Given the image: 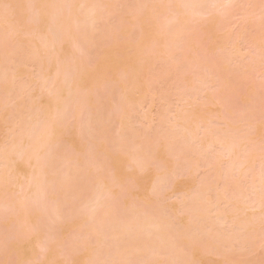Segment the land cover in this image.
Instances as JSON below:
<instances>
[{
  "label": "rangeland",
  "instance_id": "1",
  "mask_svg": "<svg viewBox=\"0 0 264 264\" xmlns=\"http://www.w3.org/2000/svg\"><path fill=\"white\" fill-rule=\"evenodd\" d=\"M3 1H5V5L7 6V7H5V9H4V7H0L1 9H4V11L6 12V8H8L9 9V11L11 10V8H12V13L11 12H9L8 10V12H9V14H8V16H7V18L5 19H3V15H4V13H2V12H0V16H1V14H3L0 18L2 19H0V24L2 25V27H0V35H1V38L2 39H0V41L2 40V41H4V42H2L1 41V44L3 45V44H5V46L7 47H5V46H3V49H5L4 51H3V49L0 51V53H2L3 54V56L2 55H0V63H2V64H0V86H1V84H2V82H3V86H5L6 88L5 89H2L1 87H3V86H1L0 87V95L4 98L5 96H7L6 98H5V100L4 99H0L1 101H3V105L2 104H0V106L1 107H4V108H1L2 109V111L4 110V112H5V114H6V124H5V122L3 123V125H1V123H0V128H1V132H0V141H2V142H0V146H2V148L0 149V151L2 150V153L1 154H3V156L1 157L0 156V158H1V161H2V158L3 159H8V158H12V159H8L9 160V162H7V160H6V162L9 164V163H11L10 161H12L14 158H17L18 157V155L17 154H13L12 153V155L11 154H7V151H9L10 149H12L11 147H13V146H15V145H13V143L15 144H20V141H21V144H23L24 143V145H25V143H26V140L24 139V138H22L21 140H19V138H21L22 137V135H24L25 133H28V132H32L33 133V131H34V135H35V130L34 129H36V127L38 128V129H40V128H42L41 127V125L43 126V123L42 122H45L47 125L50 123L49 122V120H50V118H49V116L51 115L50 113L48 114V115H46L47 114V112H48V110L46 109V106H45V104H46V102L48 101V100H50L51 99V101H52V105H51V107L53 106V104H54V102H56V100H59L60 99V101L61 100H63V99H61V97L60 98H56L53 94H54V92H52V91H56L57 89H55V87H61L62 86V84L64 83V82H61V80H62V78L64 79V77H65V79H66V77H67V79L69 78V77H73L72 75L73 74H75L76 73V68L80 65L79 63H77V62H75L73 65L74 66H76V67H74L73 65H71L72 63L70 62L71 60H73L72 59V56H73V54L75 55L76 54V52H75V50L73 49V48H66V49H64L62 52H61V54H60V56L61 57H59V58H56L55 56H53L54 54H52V55H50L49 56V54H51L52 52H49V49H48V47L45 49L46 50V52H49V54L46 56V54L47 53H45V50H44V48L45 47H43L42 46V43H40V42H42L43 41V39H41L42 41H39V42H37L38 41V39L36 38L35 39V37H37L36 36V33H39V32H37L36 31V29L32 32L33 33V35H35V37H33V35H29V33H27L28 31H27V28H26V30L24 29L25 28V26L26 27H32V28H37L36 26H38L39 24L38 23H34V24H27V25H25V24H23V23H25V21L24 20H26L25 18H26V16H25V11L28 9V7H26V5H28L27 4V2H26V4H24L25 3V1H23V0H13V1H10V0H2V2ZM22 1V3L24 4L23 6L21 5L22 3H20V2ZM112 1H114V2H112ZM117 0H110V2H108L107 3V8H108V10L111 8V12H110V14H112V15H110L109 17H112V18H108V21H106L105 22V20H101L99 23L101 24V31L103 32L104 31V33H106L107 31H109V26H110V28L112 29L113 28V26L115 27V28H117L116 26L118 25V23H114V22H118L119 21V19L120 18H122L123 20L125 19V20H128L129 22H130V19L131 18H133L135 15H134V11H136L137 12V9L138 8H135L136 6H135V4L136 5H138V4H140V5H143L144 3H146L147 2V5L148 4H151V3H159V5L160 4H164L166 1H161V0H157V1H155V0H148V1H145V0H134V2H133V0L131 1V0H118V3L119 4H116L115 2H116ZM124 2V3H122V2ZM145 1V2H144ZM150 1V2H149ZM160 1H161V3H160ZM1 2V1H0ZM8 2V3H7ZM9 2H11V3H9ZM14 2L16 3H20V5L21 6H19L17 3L16 4H14ZM28 2H30V0L28 1ZM103 3L102 1H99V3ZM106 2H107V0H106ZM112 2V3H111ZM136 2V3H135ZM142 2V3H141ZM163 2V3H162ZM210 2V3H209ZM209 2L205 5V7L206 6H208L209 5V8L210 7H212L213 6V4L215 5V3H212L213 1L211 0H209ZM33 2H30V4H32ZM98 3V4H99ZM100 3V4H101ZM129 3V4H128ZM154 3V4H155ZM173 4H167L166 5V7H164L165 5H163V10H164V12L162 11V13L163 14H161L160 16H158V18L159 17H163V15H164V17H163V20L161 19V20H159V22L161 23H164L163 21H165V20H168L169 19V17H172V15L174 14V11L172 12L171 10L173 9L174 10V8L176 7V5L177 4H175L174 2H172ZM200 3V2H199ZM198 3V8H200V4ZM0 4H2V5H4L3 3H0ZM9 6H8V5ZM10 4H13L12 6H10ZM108 4H110V7H108ZM210 4H212V6L210 5ZM1 5V6H2ZM33 5V6H32ZM31 6H32V9H34L35 10V8L34 7H36V5H35V3H33ZM113 5V6H112ZM114 5L116 6L115 8H114ZM127 5H130V7L129 6H127ZM145 5V4H144ZM158 5V4H157ZM171 5H173V6H175L174 8H173V6H170ZM18 6V7H17ZM25 6V7H24ZM29 6V5H28ZM118 6V7H117ZM139 6V5H138ZM156 6V5H155ZM227 6V5H226ZM225 6V7H226ZM14 7H15V9H14ZM125 7V8H124ZM126 7L128 8V11L130 12L131 11V9H133V11L130 13L131 15V17H129V14L127 15L126 13H129V12H127L126 11ZM202 7V6H201ZM215 7V8H214ZM113 8V9H112ZM117 8H120V9H117ZM129 8H131L130 10H129ZM165 8H167V9H165ZM168 8H170V9H168ZM208 8V9H209ZM215 9V10H212V9ZM0 9V10H1ZM18 9H21V10H19L20 11V13H18L17 11H18ZM24 9V10H23ZM36 9H37V7H36ZM115 9H117V11L115 10ZM135 9V10H134ZM147 8H144V10H146ZM216 9H217V11L219 12H217L216 11ZM229 9H232V10H230V13L228 12L229 11ZM22 10H23V12H22ZM34 10H32V15H36V13H37V11L35 10V12L36 13H33L34 12ZM120 10H122V11H125V12H122V11H120ZM167 10V11H166ZM170 10V12H168ZM222 10V11H221ZM225 10V11H224ZM228 10V11H227ZM227 10L226 9H224V7H220L219 9L216 7V6H213L212 8H211V12H210V14H208V15H205L206 16V18H205V16H201L198 20H204V22H196L195 23V18H194V22L192 21L191 23H189V21H191V20H189L188 21V23L189 24H192V25H189V24H187V25H185V26H180L178 23V26H177V24L175 23V25H173V28H174V26L176 27L177 26V28H179V29H176V30H179L178 32H176L177 34H179V32L180 31H182L183 29L182 28H185L186 26L189 28H185L184 29V32L185 33H183V31H182V33L178 36L176 33H175V31L176 30H174L173 31V34L175 33V35H176V37H178L177 39H175L173 36H175V35H173L172 37H173V39H172V37H171V42L172 43H170V41L168 42V48H170L171 50V53L170 54H172L171 56H169V55H167L166 53L165 54H163L164 53V50H163V48L161 49V48H159L156 44H157V42H155L156 41V39H155V37H151V38H148L147 36H146V32L145 31H141V32H137V27L138 26H129V22L128 21H125L126 23V27H128L129 29V31H126V33L128 34H131V35H129V36H131L130 38H131V41H133V43H138L140 40V43L142 44L143 42V44L141 45H139V47H141V48H139L138 49V51L141 53V55L143 54H145L144 56H146V62L145 63H147V64H144V65H140L139 67H138V65H135L136 63V61H137V59H138V57H140L141 55L139 54L138 55V53H136L135 52V54L133 53V52H130V53H127V52H129L130 51V49L128 48V50H127V47L125 48V46H123L124 44H122V43H124L125 41H127V40H130V38H128L127 40L125 39V38H123L122 40H124V41H122V42H119V41H117V40H120L121 38H122V36H119L118 38L116 37V43H114V44H118V45H114L115 47H111V45H113L112 43H111V45L109 46V47H111L110 49H111V53H110V55H109V51H110V49H109V51L108 52H106L107 53V55L108 56H106V58L107 57H109L110 56V58H108V61H105V62H103L102 63V60H105V59H102V60H98L99 58H97V56L99 55V53H102L101 52V49H100V46H99V51L97 50V53H96V51H94V50H96L94 47L95 46H92V47H84V57H85V59L86 58H88L87 59V63H89V62H91L92 60H91V58L93 59V61L91 62V63H96L97 65H93V64H91V63H89L88 65L86 64V65H84V67H86V69H88L89 70V68L90 69H93V70H89L90 71V79H89V85H86L85 87H82L81 85V88H80V90H79V93H81V92H83V91H85V89L83 90V88H86V91L85 92H83V94L82 95H80V96H83L82 98H85L86 96V99H84V100H86V101H84V100H82V102H83V104L82 105H84V107L85 108H81V103H80V106H78L79 105V103L78 104H76L75 105V107L77 108V110L78 111H76L75 110V108H74V106H72L74 109L72 110L71 109V107L68 109V108H66V110H65V112H67L66 114H69L68 116H67V123H64L65 124V128H66V130H64V134H66V135H63L62 136V138H60V139H65V140H67V141H64V142H62V141H60V139L58 140V142L60 141V142H62V143H60L59 142V144H58V142L56 143V144H53V147H52V149H64V155H66L67 156V158L66 159H72V157L74 156V155H76L77 156V154L75 153V150H74V148H72V146H74L73 144H71L70 145V141L71 140H69V139H72L70 136V133L72 132V134L74 133L73 131L75 130H80V129H84V127H82V128H79L78 129V125H79V123H81L82 121L83 122H86V120L89 118L90 120H91V118L92 119H94L95 118V115H98L96 112H95V109H96V107H97V103H98V101L96 102L94 99H97L98 97H100L101 99H102V97H103V99L104 100H102V101H104V102H106L105 103V105H104V108H105V106H106V108L109 110L108 112L109 113H111V115H113V118H115V119H112V118H109V117H107L108 118V120L105 122V123H107V125H108V122H109V120H110V122H109V125L107 126V128H106V126H104L105 128H106V130H108V129H111L110 131H107V132H110V134H111V137H116V138H118L119 137V135L120 134H124V135H126L127 136V138H131L132 140H130V138L128 139L130 142H132V144H134L136 141L138 142L139 141V138L140 137H142V139H140V142L141 141H145V144L147 145L148 143H147V141L148 140H151V141H157L158 140V138H159V140L157 141V143H155V142H152V143H150V141H149V144L150 145H154V143L155 144H158V142H162V138H163V140L166 138V139H170L169 141H171V140H175V138L176 139H179V140H177V143H175L173 146L175 147V148H178V153H181L183 150H184V152H188L189 154H191L190 152L191 151H193V155L191 154L190 156H192V157H190L189 158V154H187V153H182V154H184V157H183V155H181V157H183V160L180 158L179 160H181V161H179V164L178 165H183L184 166V168H182L181 166L179 167H176L175 169H174V171H175V174L172 172V167L170 166L171 164L169 163V161H160L159 160V162H158V160H157V164L155 165V169H152L153 171L154 170H156V167H157V173L159 174L158 175V177L159 176H162V178L161 179H165V180H163V181H168V183L166 184V182L165 183H163V181L161 182V183H163L162 185H169V186H167V188H163V186L162 187H160L161 186V184L159 185V187H158V191H157V193H155L153 196L151 195H149V191L151 190H148L152 185V183L153 182H155V180L153 181V179L152 178H146V179H148V180H146L145 179V182L143 181L142 182V184L139 186V184H138V181H139V179L137 180L136 178H134L133 176H130V172H132V170L131 171H129V170H127V168H126V170H125V167H124V169L123 170H125V171H123V173H119V171L117 172L116 170H114L113 168H111L112 167V165H111V163L112 162H110L109 163V161H111L110 160V158L108 159L109 161H107L108 163L107 164H103V165H105L106 166V169H104L103 168V166L102 165H98L97 163L96 164H93V165H95L94 167L95 168H91V167H93V166H89V169L87 170L88 171V174H87V177H89V175L91 174L92 176H93V182L92 183H95L96 181L94 180V178L96 177L95 175H97L98 174V172H99V174L97 175V177L98 176H101L102 174H101V172H103V175H104V177L105 178H107V182L109 183V186L110 187H115V188H113V196H115V194H117L118 192H119V195L117 194L116 195V197H114V200L116 201H114V205L116 206V210H117V213H116V215L118 216V215H120V214H122V213H120V212H123L124 211V209L126 210V208H125V206H127L126 204H127V202H128V205H129V203H131V205L133 204V206H135V204L137 205H141V203H142V206H144V207H142V208H146V210H148V207H146V205H147V202H148V205H149V203H152V206H157V210L156 209H154L155 211H159V214L158 215H160L161 217H162V220H164L163 219V217L164 216H166V213H167V215H168V212H167V210L169 211V212H172L173 211V207H172V205L173 206H175L174 204H176L177 205V208L178 207H180V203H181V201H182V204H184L183 203V201H185V198H187L186 200H188V198H189V195L188 196H186L187 194H196L197 192L196 191H198L199 189H200V191H202L201 189H203L204 188V186L206 185V186H210L212 183H213V185H211V187L213 186V188L216 190V192H215V190H213V189H211L210 191H208V194L207 193H205V194H203V195H206V196H204V197H208L209 198V200L211 199L213 202H211V200H210V202H208V208H209V215H208V217H207V219L208 220H201V222L203 221H205L204 223L202 222V225L204 226V229H205V226H207L208 225V227H206V230H208V231H210L211 229L209 228V223H210V227H211V224L212 223H214V222H216L217 220H219V221H217L218 223H215V224H217L216 226H214V229H212L210 232H208L207 233V231L205 232L203 229V231L205 232V234H204V232L202 231V233L201 232H198L199 233V235H197V236H201V234H203L201 237H200V239L199 240H197V243H199L200 241L202 242L204 239V241H206V239L208 238V235L207 234H209V233H214V234H216V235H218L219 237H220V235L221 234H223V236L224 237H226V235L227 234H225V233H230V232H228V231H230V228H228L229 227V225L232 227L233 226V224L231 223H229L228 221L226 222V225L229 223V225L228 226H226V225H223V224H220V222H221V219H219V218H215V216H213V215H217V212L219 211V213L221 212V210H223V211H225V209H227L226 211H228L230 208L229 207H227V206H225V205H223L224 203H218V199H213V198H218V196H219V194L218 193H220V192H218V190H220L221 191V189L223 188V186L222 187H220L221 186V184H224L225 182H230L231 181V183H229L230 185L231 184H233V186H231L232 188H231V192H233L232 194L234 195V196H243L242 198H244V201L247 199L246 197L248 196V200H246V202L247 201H251V202H253V203H255L254 201L255 200H253V199H256L257 198V195L259 196V194H257L258 192H256V193H254V196L252 195L253 194V192H255L253 189L251 190V191H253V192H251V191H249L251 188V186H253L254 184V182H255V184H256V182H260V183H263L264 182V174H263V172L264 171H262L264 168V166H263V164H264V160H263V163H260L259 161H261L262 162V159H264L263 158V156H264V101H261V100H264V93L262 92V91H264V84H263V86H262V84L261 83H264V0H236V3L235 2H233L232 4H229V7L227 6ZM110 11V10H109ZM221 11V12H220ZM30 12H31V10H30ZM106 12V11H105ZM113 12H114V14H113ZM117 12L119 13V14H121V15H118V18L117 17H115V16H113V15H116L117 16ZM122 12V13H121ZM134 12V13H133ZM144 12V11H143ZM142 12V13H143ZM146 12H148L147 10H146ZM146 12H144L143 13V15L142 14H138L141 18H142V16H144L145 14H147ZM172 12V13H171ZM212 12H214V13H212ZM14 13H16V14H18V16H19V19H17L16 17H18V16H15V14ZM107 13V12H106ZM125 15H124V14ZM167 14V16H169L170 14H172L171 16H169L168 17V19H167V16H165V14ZM216 13V14H215ZM221 13V14H220ZM225 13V14H224ZM27 14V13H26ZM38 14V13H37ZM108 14V13H107ZM226 14H228L227 16H226V18H223V17H225V15ZM6 15L7 14H5L4 16L6 17ZM12 15V16H11ZM34 15V16H35ZM123 15V16H122ZM134 15V16H133ZM213 15V17H211ZM221 15H223V17H220ZM36 17V16H35ZM103 17H105L106 18V16H105V13H104V16ZM128 17V19H126ZM202 17H204L203 19H202ZM209 17V18H208ZM211 17V18H210ZM218 17V18H217ZM10 18H11V20H15L16 19V21L14 22H10ZM14 18V19H13ZM21 18V19H20ZM140 18V19H141ZM196 18H198V17H196ZM223 19L222 21L223 22H221L220 21V19ZM103 19V18H102ZM107 19V18H106ZM112 19H114L113 21H112ZM115 19H117V21L115 20ZM6 20H8V23H7V21L5 22ZM17 20H18V22H17ZM22 20V22H20ZM102 21H104L107 25L109 24V26L107 27L106 26V24H103L104 22H102ZM110 21H112V22H110ZM207 21V22H206ZM220 21V22H219ZM4 22H5V24H4ZM17 22V27H16V25H15V23ZM108 22V23H107ZM128 22V23H127ZM219 22V23H218ZM110 23H112L111 25H110ZM193 23H194V26H193ZM217 23V24H216ZM4 24V25H3ZM8 24V25H7ZM21 24H22V27H21ZM103 24V25H102ZM116 26H115V25ZM201 24V26H199V25ZM14 25H15V27H14ZM29 25V26H28ZM99 25V24H98ZM212 25V26H211ZM219 25V26H218ZM263 25V26H262ZM102 26H105V28L103 27L102 28ZM259 26H262L263 28L261 29V27H259ZM6 27V28H5ZM197 27H199V31L197 32ZM17 29L20 33L18 34L16 31L14 32V30H11V29ZM22 28L24 29V30H22ZM108 28V29H107ZM115 28H113V29H115ZM136 28V29H135ZM192 28H194V30H193V32H189L188 30H191ZM196 28V29H195ZM219 30H218V29ZM4 29H5V32H8L7 34H2V31H4ZM21 29V30H20ZM30 29V28H29ZM104 29H106V30H104ZM110 29V30H111ZM188 29V30H187ZM7 30V31H6ZM135 32H134V31ZM141 30H142V28H141ZM172 30V29H171ZM170 30V31H171ZM185 30H187V31H185ZM200 30H201V34H200ZM25 32V31H27L26 33L28 34V35H26L25 37H27L26 39L24 38V35L25 34H23V33H21V32ZM133 31V32H132ZM138 31H139V27H138ZM214 31V32H213ZM260 31V32H259ZM11 32H14V34L16 35V37H17V40L20 38V37H22L21 38V40L19 39L18 41L14 38V36H12V34L13 33H11ZM131 32V33H130ZM136 32L138 33L136 36L134 35V34H136ZM172 32V31H171ZM189 32V33H188ZM217 32V33H216ZM42 33H44V32H42ZM98 33V32H97ZM97 33H95V34H93V35H91V36H94V38H96V37H98V35L96 36V34ZM144 33V34H143ZM193 33H194V35H195V33H196V35H195V37H194V35H193ZM242 33V34H241ZM101 34H103V33H101ZM139 34H141V36H142V39H139ZM187 34H190V39L188 38L189 37V35H187ZM8 35V36H7ZM21 35H23V36H21ZM193 35V36H192ZM211 35V36H210ZM213 35V36H212ZM242 35V36H241ZM8 37V38H5V37ZM32 36V37H31ZM101 37V39H102V37L104 36V34L103 35H100ZM133 36H135L136 38H138L139 40H137V42H135L136 40H135V37H133ZM146 38H145V37ZM12 38V40H11V38ZM40 37V36H39ZM180 37V38H179ZM185 37H187L186 39H185ZM196 37H197V39H196ZM202 37V38H201ZM209 37V38H208ZM241 37V38H240ZM24 38V39H23ZM30 38V39H29ZM33 38V39H32ZM40 38H42V36L40 37ZM98 39V38H97ZM183 39H185V40H183ZM209 39H211V40H209ZM6 40V41H5ZM32 40V41H31ZM36 40V41H35ZM82 40V39H81ZM174 40H178V41H174ZM179 40H180V42H179ZM203 41V42H199V41ZM241 40V41H240ZM243 40H246L245 42L243 41ZM258 40H260L259 42H258ZM20 41V43H18ZM21 41H23V42H21ZM27 41V42H26ZM28 41H29V43H30V41L32 42V43H34V46L36 45V48L34 47V46H32V45H30L29 43H28ZM113 41V40H112ZM130 41V42H131ZM190 41V42H189ZM223 41H224V43H223ZM254 41H256V42H254ZM9 44H8V43ZM11 42V43H10ZM95 42H98V41H95ZM115 42V41H114ZM177 42V43H176ZM186 42V43H185ZM196 42V43H195ZM200 44H199V43ZM220 42H222V43H220ZM21 43H23V44H25V45H23V44H21ZM27 43L30 45H27ZM126 43V42H125ZM174 43V44H173ZM194 43L195 44H197V45H194ZM18 44V45H17ZM19 44H21L20 46H19ZM40 44V45H39ZM84 44V42H82V45ZM98 44H100V43H98ZM97 43H95V45H98ZM103 44V43H102ZM105 44H106V42H105ZM126 44H128V41H127V43ZM170 44V45H169ZM189 44V45H188ZM203 44H205V46L203 45ZM219 44V45H218ZM261 44V45H260ZM2 45H1V47H2ZM85 45V44H84ZM83 45V46H84ZM134 45V44H133ZM177 45H180V46H177ZM201 45V46H200ZM255 45V46H254ZM261 46V48H260V46ZM10 46L12 47H14V48H10ZM19 46V47H18ZM26 46H27V48L29 49H24V47L26 48ZM29 46V47H28ZM32 46V47H31ZM128 46V45H127ZM142 46H143V48H145V50L147 51V52H145V50L144 49H142ZM172 46V47H171ZM175 46V47H174ZM189 46H191V47H189ZM38 47V48H37ZM42 49H41V48ZM123 47V48H122ZM133 47H136V46H133ZM207 47V48H206ZM225 47V48H224ZM20 48H21V50H20ZM50 48V47H49ZM94 48V49H93ZM258 49V52L260 51L259 50V48L260 49H262L259 53H257V49ZM23 49V50H22ZM41 49V50H40ZM89 49H91L90 51H88ZM113 49V50H112ZM142 49V50H141ZM160 49V50H159ZM176 49V50H175ZM180 49V50H179ZM182 49V50H181ZM193 49V50H192ZM201 49H203L202 51H201ZM204 49L206 50V51H204ZM220 50L219 52H218V50ZM12 50V51H11ZM14 50H16V51H14ZM26 50V51H25ZM40 50V51H39ZM44 50V51H43ZM48 50V51H47ZM53 49H52V47H51V49H50V51H52ZM67 50H68V52H67ZM106 50V49H105ZM124 50H125V53H123L124 52ZM127 50V51H126ZM144 50V51H143ZM175 50V51H174ZM199 50H200V53H199ZM24 51V52H23ZM34 51H37V52H35V54L36 53H38V54H36V55H34ZM41 51H42V53H41ZM87 51H88V53H87ZM142 51L144 52V53H142ZM160 51V52H159ZM182 51L184 52V53H182ZM194 51V52H193ZM198 51V52H197ZM4 52V53H3ZM6 52V53H5ZM8 52H9V54L11 55H9L8 54ZM13 52V53H12ZM45 54H44V53ZM93 52H94V55L96 56V58H97V60L98 61H101V62H95V61H97V60H94L95 58H94V55H93ZM193 53V55H192V53ZM195 52H197V53H195ZM204 52V53H203ZM210 54H209V53ZM18 53V54H17ZM86 53L90 56V57H88V55H86ZM128 55H127V54ZM182 53V54H181ZM186 53V54H185ZM199 53V54H198ZM212 53V54H211ZM216 53V54H215ZM262 53V54H261ZM6 54H8L9 56H7ZM15 55V57H14V55ZM69 54H71V56H69ZM91 54V55H90ZM125 54V55H124ZM184 54H185V57H183L184 56ZM196 54V55H195ZM260 54V55H259ZM6 55V56H5ZM32 55H34V56H32ZM41 56V58H40V56ZM64 55V56H63ZM66 55H68V56H66ZM101 55V54H100ZM103 55V54H102ZM105 55V54H104ZM126 55L128 56V57H130V59H131V61H129L130 62V65H128L129 63H128V60H127V63L126 62H124V60H125V58H126ZM132 55H134V56H132ZM165 55V56H164ZM195 55V56H194ZM199 55V56H198ZM214 55V56H213ZM258 55V56H257ZM38 57V62H42L41 64H43L41 67H40V69L38 70V68L37 67H39V66H36L35 65V62L37 63V65H38V62H37V58L36 57ZM51 56H53L52 57V61L50 60V58H51ZM167 56V57H166ZM168 56L169 57H171L170 59L168 58ZM174 56V57H173ZM178 56V58H176ZM191 56H193L192 58H191ZM196 56H198V58L196 59ZM212 56V57H211ZM260 56V57H259ZM2 57H4V59L2 58ZM11 57H12V59H11ZM31 58V59H29V58ZM32 57H34V58H32ZM43 57H46V58H43ZM47 57H48V59H47ZM68 57H70L71 58V60H70V58H68ZM99 57V56H98ZM148 57V58H147ZM179 57H180V59H179ZM213 57H214V59H213ZM216 57H219V58H217L216 59ZM224 57V58H223ZM262 57V58H261ZM63 58H65V60L63 59ZM100 58H104V57H100ZM163 58V59H162ZM168 59V61L169 62H167L166 60ZM8 59H9V61H11V62H9L8 61ZM33 59H35V62H34V60ZM41 59V60H40ZM55 59L57 60V61H55ZM63 59V60H62ZM68 59V60H67ZM192 59H193V61H192ZM219 59H220V61H219ZM260 59V60H259ZM4 60V61H3ZM29 60V61H28ZM34 63H32L31 61ZM44 60H49V62H46V61H44ZM62 60V62L64 63L65 61V64H67V65H65L64 64V66H63V64H62V62H58V61H61ZM88 60H89V62H88ZM148 60V61H147ZM204 61V60H206L207 61V63H206V61H205V64H204V62L202 63V62H200V61ZM223 60V61H222ZM44 61V62H43ZM68 61H69V63H68ZM178 61H180L181 62V64H180V62H178ZM222 61V62H221ZM5 62V63H4ZM72 62H74V61H72ZM108 62V63H107ZM164 62H166L165 64L166 65H168L167 66V68L169 67V68H171L172 70H170L169 68L166 70L165 68H166V65H165V68L163 67L164 66ZM171 62H172V64H171ZM191 62H193V63H191ZM211 62H212V65H211ZM216 62H218V63H216ZM225 62V63H224ZM263 62V63H262ZM45 63V64H44ZM49 63H51V64H49ZM60 63V64H59ZM99 63H102L101 65L102 66H100L101 68H103V69H101V68H99ZM126 63V68L125 69H121L122 70V72H123V74L122 73H116L115 72V68H112L111 66H112V64H115V65H118V67L122 64V65H124ZM178 63V65H176V64ZM183 63V64H182ZM194 63H196L197 65H198V67L199 68H201L202 67V64H203V68L200 70L199 68H197V65L196 64H194ZM222 63V64H221ZM40 64V63H39ZM57 64H59V65H57ZM76 64V65H75ZM104 64V65H103ZM110 64H111V66H110ZM180 64V65H179ZM188 64L190 65V68L193 66L194 68H189L188 67ZM193 64V65H192ZM218 64V65H217ZM2 65V66H1ZM48 67H47V66ZM57 66V68H56V66ZM70 65H71V67H70ZM94 67H93V66ZM108 65V66H107ZM170 65L174 68V70H173V68L172 67H170ZM192 65V66H191ZM216 65V66H215ZM230 67H229V66ZM43 66H46L45 68H43ZM51 66V67H50ZM55 66V67H54ZM58 66H59V68H60V70H64V72H63V75L62 74H56V75H54L55 73H56V71H58L59 72V69H58ZM91 66V67H90ZM107 66V67H106ZM176 66V67H175ZM196 66V67H195ZM201 66V67H200ZM209 66H210V68L212 69V70H210V68H209ZM214 66V67H213ZM217 66H219L220 67V69H219V67H217ZM3 67V68H2ZM70 67V68H69ZM89 67V68H88ZM129 67V68H128ZM205 67V68H204ZM206 67H207V69H206ZM215 67H217V68H215ZM229 67V68H228ZM37 68V69H36ZM62 68V69H61ZM97 69V70H94V69ZM106 68V69H105ZM127 68L130 70V71H128L127 70ZM176 68V69H175ZM227 68V69H226ZM2 69H4L5 70V72L2 70ZM35 69V70H34ZM47 69H48V71H47ZM58 69V70H57ZM72 69H75V71H71ZM193 69V70H192ZM204 69H206V71L204 72ZM215 69H217L216 71H214ZM229 69V70H228ZM40 70H42V72H40ZM45 72H44V71ZM50 70V71H49ZM53 70V71H52ZM101 70V71H100ZM121 70H120V72H121ZM165 70V71H164ZM169 70H170V72L172 71V73H170L169 72ZM194 70H196V71H194ZM200 70V71H199ZM209 72H208V71ZM2 71H3V73H2ZM35 71H36V73H35ZM100 71V72H99ZM132 71V72H131ZM165 73H164V72ZM210 71H212V72H210ZM225 71V72H224ZM227 71L228 72H230V75H231V73L233 74L234 73V77L235 78H233V76L231 75V77H229V81L231 80V82H229V84L228 83H224L223 82V80L224 81H227L226 80V78H227ZM51 72L53 73V74H51ZM72 72V73H71ZM73 72H75V73H73ZM92 72V73H91ZM104 72V73H103ZM124 72H126V73H124ZM129 72V74H127ZM130 72H131V74H130ZM160 72H162V73H160ZM173 72H174V74H173ZM178 73V75H177V73ZM193 72H194V74H193ZM195 72H197V74L195 73ZM202 72V73H201ZM208 72V73H207ZM217 72V73H216ZM238 72V73H237ZM5 73V74H4ZM7 73V74H6ZM16 73V74H15ZM26 73V74H25ZM68 73V74H67ZM133 73H135V75H138V79H136V81H134V85L132 84V87H131V82H129L130 80L133 82V80L132 79H128L127 77H129L130 75H133ZM137 73V74H136ZM213 73H214V75H213ZM27 74H29V75H27ZM39 74H43V75H40L39 76ZM70 74V75H69ZM93 74V75H92ZM203 74L205 75V76H203ZM219 74H220V76H219ZM235 74H237L236 76H235ZM240 74V75H239ZM20 75V76H19ZM27 75V76H26ZM34 76V77H32V76ZM48 76L49 75V79H47L48 77H46V76ZM52 77H51V76ZM54 75V76H53ZM59 75H61V77L57 80L56 79V81L54 80L53 81V79H55V78H58L59 77ZM65 75H69V76H65ZM95 75V76H94ZM122 77H121V76ZM174 75V76H173ZM180 75V76H179ZM202 75V76H201ZM211 75H212V77H211ZM218 75V76H217ZM224 75V76H223ZM226 75V76H225ZM243 75V76H242ZM3 76H5V77H8V78H6V80H4V78H3ZM16 76V77H15ZM38 76V77H37ZM41 76H43V77H41ZM57 76V77H56ZM105 76V77H104ZM179 78V80L177 81V77ZM186 76V77H185ZM197 76H201V77H197ZM214 76H216L217 77V80H216V78L214 77ZM224 78H223V77ZM239 76H241L243 79H241V77H239ZM9 77L11 78V79H9ZM19 77V78H18ZM37 77V78H36ZM40 77H41V79H40ZM45 77V78H44ZM108 77H109V79H108ZM126 77V78H125ZM131 77V76H130ZM156 77V78H155ZM176 77V78H175ZM219 77V78H218ZM3 78V79H2ZM17 78V79H16ZM30 78L31 79H33V80H30ZM35 78V79H34ZM94 78H95V80H94ZM172 78H174V81L172 82ZM185 80H184V79ZM189 78V79H188ZM194 78V79H193ZM202 78V79H201ZM211 78V79H210ZM234 80V82H233V80ZM250 78V79H249ZM9 79V80H8ZM13 79V80H12ZM15 79V80H14ZM66 79V80H67ZM98 81H97V80ZM129 80L128 81V83H129V85L126 87V85L128 84L126 81L127 80ZM154 79H155V82H154ZM188 79V80H187ZM212 79H213V81H212ZM222 79V80H221ZM237 79H239V80H242V81H239V80H237ZM252 79V80H251ZM8 80V81H7ZM36 80H37V82H36ZM39 80H41V81H43V82H45V83H43V82H41V81H39ZM45 80V81H44ZM47 80V81H46ZM106 80H107V82H106ZM108 80L110 81L109 83H108ZM111 80H112V82H111ZM122 80H125V82H123L122 83ZM184 80V81H183ZM195 82H194V81ZM200 82H199V81ZM208 80H210V81H208ZM237 80V81H236ZM246 80H247V82L248 83H246ZM10 81V82H9ZM33 81H35L36 82V84H35V82H33ZM53 81V82H52ZM116 81V82H115ZM151 81H152V83H151ZM205 81H206V83H207V85H204L205 84ZM209 83H208V82ZM212 81V82H211ZM216 81H218V82H216ZM222 81V82H221ZM256 81H257V83H259L260 85H256L255 83H256ZM260 81H261V83H260ZM7 84H5V83ZM11 82H13V83H11ZM31 82H32V84H31ZM38 82H39V85L40 86H38ZM48 84H47V83ZM56 82V83H55ZM105 82H106V84H111L110 86L109 85H106L105 84ZM150 84H152L153 85V82H154V85L152 86V85H150ZM179 82V83H178ZM182 82V83H181ZM184 82H186V84L188 83V85L186 86V85H184L185 83ZM197 82V83H196ZM211 82V83H210ZM213 82H216V83H213ZM9 83H11V85H10V87L11 88H13V90L12 91H10L11 90V88L9 87ZM61 83V84H60ZM116 83H118L117 85H116ZM126 83V84H125ZM180 83H181V85H180ZM184 83V84H183ZM199 83V84H198ZM221 83V84H220ZM234 83V84H233ZM241 83V84H240ZM253 83V84H252ZM45 84H46V86H45ZM102 84H103V88H101L100 89V87L102 86ZM147 84H148V86H147ZM183 84V85H182ZM196 84H198V85H196ZM202 84V85H201ZM210 86H209V85ZM222 84H223V86H222ZM227 86H226V85ZM239 86H238V85ZM246 86H245V85ZM249 84V85H248ZM255 84V85H254ZM42 85H44V87H41ZM51 85V86H50ZM95 85V86H94ZM107 87H106V86ZM119 85V86H118ZM146 85V87H149V91L148 92H146V93H144L145 91V89H144V86ZM193 85V86H192ZM212 85V86H211ZM237 85V86H236ZM243 85V86H242ZM50 86V87H49ZM100 86V87H99ZM152 86V87H151ZM180 86V87H179ZM185 86V87H184ZM188 86H190L189 88H188ZM202 86V87H201ZM218 86V87H217ZM228 86H230V87H228ZM233 86V87H232ZM240 86H242V87H240ZM255 86H256V88H255ZM257 86H259L258 88H257ZM26 87H27V89H26ZM32 88V89H30V88ZM35 87V88H34ZM37 87V88H36ZM51 87H53L52 89H50ZM58 87V88H59ZM93 87V88H92ZM97 87V88H96ZM187 87V88H186ZM206 87V88H205ZM209 87V88H208ZM213 87V88H212ZM222 87V88H221ZM225 87L227 88V89H225ZM232 87V88H231ZM235 87V88H234ZM237 87H238V89H237ZM241 88V90H240V88ZM263 87V88H262ZM42 89V90H40L39 91V89ZM44 88V89H43ZM95 88V89H94ZM99 88V90H97ZM109 88V89H108ZM119 89L120 90V92H118L119 90H117V89ZM123 88V89H122ZM128 88V89H127ZM152 88V89H151ZM191 88V89H190ZM204 88V89H203ZM217 88H219V90L217 89ZM244 88H246L245 89V92H244ZM249 88H251V89H249ZM8 89H9V91L10 92H8ZM26 91H25V90ZM46 89V90H45ZM53 89H55V90H53ZM90 89V90H89ZM93 89H94V93H93ZM107 89H108V91H107ZM114 89H115V91H114ZM144 89V90H143ZM185 91H187V93H192L193 94V96L195 97V99H194V97H192V96H190L189 94V96L187 97V98H184V96H187L186 94L184 95V93H186V92H184V90ZM198 89V90H197ZM205 89H206V92H205ZM235 89L237 90V91H235ZM257 89V90H256ZM262 89V90H261ZM15 90V91H14ZM23 90H24V92H23ZM27 90H29V94L30 95H28V97H27V99L25 98L26 97V95L28 94H25L26 92H28ZM32 90V91H31ZM35 90V91H34ZM52 90V91H51ZM101 91L100 93L101 94H99V92H96V91ZM126 90H127V92L129 93H126V95H125V97H123L124 96V92L123 91H125L126 92ZM190 90H191V92H190ZM194 90H196V92H195V95H194V93L192 92V91H194ZM199 90H201L200 92H199ZM208 90V91H207ZM228 90V91H227ZM259 90V91H258ZM34 91V92H33ZM51 91V92H50ZM106 91V92H105ZM142 91H144L143 93H142ZM183 91V92H182ZM223 91V92H222ZM253 91H254V93L255 94H257V95H254L253 94ZM21 92H23L24 93V95L21 93ZM32 92V93H31ZM42 92V94L44 95V97H43V95H41V94H39L40 95V97L38 96V93H41ZM48 94V96H47V94ZM50 92V93H49ZM87 92H89V94H87ZM103 92H105V93H103ZM113 92H115L116 93V97L118 98H112L111 97V95H108V96H106L107 94H112ZM202 92H205V93H202ZM221 92V93H220ZM238 92L239 93V96H238V93L236 94V93ZM261 92V93H260ZM9 93V94H8ZM35 93H36V95H35ZM78 93V94H79ZM85 93V94H84ZM92 93H93V95H92ZM103 93V94H102ZM114 93V94H115ZM120 93V94H119ZM198 93V94H197ZM201 95H200V94ZM229 93H230V96H229ZM231 93H233V94H231ZM263 93V94H262ZM20 94H22L21 95V98H19V96H20ZM34 94V95H33ZM91 94V95H90ZM96 94V95H95ZM101 95V96H99V95ZM113 94V95H114ZM234 94L236 95L235 97H233L234 96ZM252 94H253V96L257 99V101L260 103H256L257 104V107H258V109L256 108V106H255V109L253 110V109H251V108H249L248 106H247V103H248V101L249 100H252V99H255V98H252L253 96H252ZM8 95H10L11 96V101H12V104L14 105V107L12 106V104H10L9 103V101H10V97H8ZM46 95V96H45ZM84 95H86V96H84ZM119 95H121V97L119 96ZM197 95V96H196ZM224 95H226V96H224ZM261 97H260V96ZM0 96V98H2ZM25 96V97H24ZM29 96L32 98L31 99V102H32V104H31V102L30 103H28L30 100H28V99H30L29 98ZM33 96V97H32ZM36 96V97H35ZM37 96L39 97V100L37 99ZM90 96V97H89ZM93 96V97H92ZM97 96V98H95ZM115 96V95H114ZM181 96V98H179ZM216 96V98H218L219 99V97L221 98L222 97V99L224 100V104H225V108H221V106L222 105H220V107H219V105H217V107L219 108V110H217L218 108L217 107H215L214 106V104H218V103H214L215 101H217L218 102V100H214V98L213 97H215ZM219 96V97H218ZM224 96V97H223ZM35 97V98H34ZM107 97H108V100L106 101V99H107ZM120 97V98H119ZM123 97V98H122ZM189 97H191L192 99H190ZM233 97V98H232ZM242 97V98H241ZM250 99H249V98ZM16 98H19V99H22V101L25 103V104H23V102L21 101V100H19V99H16ZM43 98V99H42ZM45 98V99H44ZM64 98V97H63ZM72 98L73 99H75V97H73L72 96ZM81 98V99H82ZM109 98H112L113 100L115 99V101L113 102L112 100V104L110 103L111 101H109ZM234 98H235V100H234ZM236 98H237V101H236ZM239 98H240V101H239ZM9 99V100H8ZM33 99H35V100H33ZM48 99V100H47ZM56 99V100H55ZM65 99V98H64ZM125 100L126 99V102L125 101H122V100ZM185 99V100H184ZM190 99V100H189ZM197 99V100H196ZM227 99V100H226ZM232 99V100H231ZM255 99V100H256ZM17 100H19V101H17ZM38 102H37V101ZM72 100V99H71ZM95 101V103H93V102H91V101ZM98 100V99H97ZM193 100V101H192ZM231 100V101H230ZM6 101H8V102H6ZM13 101H15V103L13 102ZM28 101V102H27ZM50 101V102H51ZM54 101V102H53ZM60 101H57V102H60ZM74 101V100H73ZM73 101H72V103H71V105L73 104ZM121 101V102H120ZM226 101V102H225ZM228 101H229V103H228ZM233 101V102H232ZM239 101V104L241 105V103H242V105L240 106V105H237V102ZM261 101V102H260ZM6 102V103H5ZM33 102L35 103V104H33ZM116 102H117V104H116ZM127 102H128V105H129V108L127 107ZM231 102V103H230ZM1 103V102H0ZM8 103H9V105L10 106H7L8 105ZM49 103V101L47 102V104ZM76 103V102H75ZM118 103H119V106H118ZM121 103V104H120ZM214 103V104H213ZM261 103H263V104H261ZM19 105V107L17 106V105ZM21 104H23V108L22 109H20L21 108ZM28 104H29V106H31V108L28 106ZM41 104V105H40ZM44 104V105H43ZM94 106H93V105ZM106 104H108V105H106ZM192 104V105H191ZM194 104H196V105H194ZM232 106H230V105ZM26 105V106H25ZM39 105V106H38ZM70 105V106H71ZM74 105V104H73ZM86 105L88 106V108L86 107ZM116 105V110H115V112H114V106ZM194 105V106H193ZM229 105V106H228ZM234 105H237V107H235ZM246 105V106H245ZM6 106V107H5ZM24 106H25V109H27V107H28V109H31V111L30 110H27V112L28 111H30V112H32V110L34 111V107H35V110L36 111H34L33 113H31L30 114V116L32 117L33 115H35V118H37V116L36 115H38L39 113L38 112H40V113H44V111H45V114H44V118H43V115L41 114V116H40V114L38 115V120L37 119H34L36 122L35 123H33L34 124V126H33V124H32V126H30L31 124L30 123H28L27 124V122L26 121H29L28 120V118H29V116L27 117V115H25V113H26V111H25V109H24ZM34 106V107H33ZM42 106H43V108H45V110L44 109H41L42 111H40V108H42ZM91 106V107H90ZM117 106H118V109H117ZM228 106V107H227ZM259 106H261V109L259 108ZM8 107V108H7ZM13 107V109H11V108ZM36 107H39V109L37 110L36 109ZM80 107V108H79ZM119 107H121V108H119ZM246 107V108H245ZM7 108V109H6ZM17 108V109H16ZM87 108V109H86ZM89 108H90V110H89ZM92 108V109H91ZM110 108V109H109ZM234 109L235 110V113H233L234 112V110H232V109ZM240 108H242V112L241 111H239L240 110ZM8 109H10V111H8ZM16 111H15V110ZM18 109H19V111H18ZM53 109V108H52ZM51 109V110H52ZM71 109V110H70ZM107 109L105 110V112L103 111V110H101V111H103V114L105 113L106 115H109V114H107L108 112H107ZM124 109V110H123ZM179 109V110H178ZM191 111H190V110ZM213 109H214V112H213ZM216 109V110H215ZM221 109H224L225 110V113L226 114H228V113H230V112H232V114H234V115H236V116H234L233 115V117H232V115H231V117L233 118V119H229V121H227V122H221L220 120H219V118H218V116H219V111L221 110ZM249 109V110H248ZM250 109H251V111H250ZM11 110H14V111H11ZM21 110V111H20ZM64 110V109H63ZM79 110H81V111H79ZM86 110V111H85ZM89 112H88V111ZM98 109H96V111H97ZM118 110V111H117ZM120 110H122V111H120ZM224 110H222V111H224ZM236 110H238V111H236ZM244 110V111H243ZM254 112H253V111ZM263 111V113H262V111ZM1 111V110H0ZM18 111V112H17ZM23 111H24V113H23ZM47 111V112H46ZM62 111V110H61ZM77 113H76V112ZM91 111V112H90ZM93 111V112H92ZM120 111V112H119ZM186 111V112H185ZM189 111V112H188ZM257 111V112H256ZM9 112V113H8ZM14 112V113H13ZM19 112L21 113V115L22 116H24L25 115V117H21V116H19L18 117V114H19ZM72 112H74V115H73V113ZM87 112V113H86ZM95 112V113H94ZM116 113L117 114V116H119V118L116 116V114H114V113ZM117 112H119V114L117 113ZM123 112V113H122ZM128 112V113H127ZM176 112L178 113L177 115H179L178 117H175V116H177L176 115ZM182 112V113H181ZM213 112V113H212ZM249 112V113H248ZM1 113H3V112H1ZM11 113V115L12 114H14V115H12L11 117H10V115H8V114H10ZM18 113V114H17ZM53 113V112H52ZM73 115H71V114ZM87 114V116H86V114ZM90 113V114H89ZM113 113V114H112ZM120 113H121V115H120ZM125 113V114H124ZM190 113V114H189ZM258 113V114H257ZM259 113H260V115H259ZM17 114V116H15ZM27 114V113H26ZM75 114H77V115H75ZM79 114V115H78ZM104 114V115H105ZM123 114V115H122ZM188 114V115H187ZM194 114V115H193ZM231 114V113H230ZM238 114L240 115V117L238 116ZM246 115V117H245V115ZM252 114H254V117L252 116ZM83 115H85L84 117H83ZM90 115V117H88ZM92 115H94V117L92 116ZM127 115V116H126ZM128 115H129V117H128ZM186 115V116H185ZM189 115H191V117L189 116ZM216 115V116H215ZM249 115H251V116H249ZM3 116H4V114H3ZM9 116V117H8ZM47 116H48V118H47ZM79 116V117H78ZM92 116V117H91ZM115 116V117H114ZM122 118H121V117ZM173 116L175 117V118H173ZM242 116V117H241ZM249 116V117H248ZM258 116V117H257ZM5 117H4V119H5ZM19 119H18V118ZM21 117V118H20ZM29 118V119H32V118ZM40 117V118H39ZM51 117V119L53 118V115H51L50 116ZM70 117H71V119H70ZM73 117V118H72ZM75 117V118H74ZM78 117V118H77ZM83 117V118H82ZM87 117V118H86ZM112 117V116H111ZM126 117H127V119H126ZM184 117V118H183ZM216 117V118H215ZM239 117V118H238ZM253 117V118H252ZM256 117H257V119L259 120H256L255 121V119H256ZM261 117V118H260ZM14 118H17L16 120V122H15V120H14ZM27 118V119H26ZM81 118V119H80ZM86 120H85V119ZM192 119V120H199L198 122H199V124H201V125H204V126H202L203 128L204 127H206V125H207V128L209 129L208 131H211L209 134L208 133H206L207 134V136H204L206 139H207V137H208V135H212V137H213V133L215 132V133H217V132H219L218 134H215L214 133V136H216V137H223V136H221L222 134L221 133H223V135L225 134V136H226V138L228 137V136H230V140H235V142L237 143H239V149H240V147L242 148L241 150H239L238 149V156L240 155L241 157H243L242 159H245L244 157L245 156H249L250 154H253L252 156H254L255 155V158L253 159V158H251V156L249 157L250 159H252L253 161H252V163L251 164H253V166L250 164V163H247V164H249V165H247L246 163V165H243L240 169H238V168H234L235 170H236V172H238V170H239V175H238V173L236 174V172H235V170H234V172H233V170H231V171H229V166L230 165H228L227 163H226V161H225V158H224V162L221 160V161H219L220 162V164H218L217 162H218V160L216 159L217 158V156L219 157V154L221 155V153H222V155L224 154V152L222 151V149L221 148H223V147H219V146H217V144L216 145H214L215 147H213V145H211L210 143H208V144H210V146L211 147H209V150H208V146L206 145L207 143V140L206 139H204L203 141L205 142V140H206V142H205V144H201L199 141V143H200V145H197L198 144V142H193L194 140H191L187 135H188V130L187 129H192V127H190V128H187V127H189L190 125H192L193 126V124L194 125H196L195 123H190L189 121H191L190 119ZM194 118V119H193ZM200 118H201V120H200ZM218 118V119H217ZM242 118V119H241ZM246 118H248L247 120H246ZM252 118V119H251ZM10 119V120H9ZM40 119H41V121H40ZM49 119V120H48ZM69 119V120H68ZM80 119V120H79ZM174 119H175V121H174ZM180 119V120H179ZM217 119V120H216ZM8 120H9V122H8ZM23 120H24V122H23ZM46 120V121H45ZM85 120V121H84ZM112 120H114L113 122H112ZM117 120V123L119 124H115L114 122ZM176 120H177V122H176ZM205 121L204 122V124H203V121ZM232 120V121H231ZM241 120H244V121H242L241 122ZM251 120V121H250ZM253 120V121H252ZM3 121V120H2ZM5 121V120H4ZM23 123H22V122ZM68 121H70V122H68ZM75 121V122H74ZM94 120H92V122H93ZM120 121V122H119ZM174 121V122H173ZM220 121V122H219ZM8 122V123H7ZM13 122V123H12ZM17 122H19V123H17ZM20 122H21V124H20ZM38 122H40L41 124L39 125V124H37ZM49 122V123H48ZM72 122H73V125H72ZM79 122V123H78ZM82 122V123H83ZM193 122H195V121H193ZM202 122V123H201ZM209 122V123H208ZM210 122H212V124H210ZM219 122V123H218ZM235 122V123H234ZM244 122V123H243ZM247 122V123H246ZM262 122V123H261ZM14 123H17V124H14ZM26 123V124H25ZM71 125H70V124ZM113 124V126L111 127L110 125L111 124ZM125 123V124H124ZM127 123H129V124H127ZM172 123V124H171ZM176 123V128H175V126H173L174 124ZM182 123V124H181ZM197 123V122H196ZM224 123H226L225 125H227L228 127L227 128H229V131H228V129L225 127V126H223L224 125ZM232 123H234V125L232 124ZM241 123L243 124V125H241ZM249 123V124H248ZM12 124H13V126L14 127H16V125L18 126V125H22L21 127H20V129L22 130L23 128H25V129H27L28 128V126H30L29 128H28V130H24L23 129V131L20 133L18 130H19V128H15V130H14V128H13V126H12ZM37 126H36V125ZM179 124V125H178ZM188 125V126H186V125ZM190 124V125H189ZM198 124V123H197ZM196 125V126H200V125ZM206 124V125H205ZM208 124H210V126H208ZM245 124V125H244ZM251 124V125H250ZM26 125V126H25ZM28 125V126H27ZM83 125V124H82ZM120 127V125H122V127H121V129L120 128H118L117 129V127L118 126ZM125 125V126H124ZM128 125V126H127ZM169 125L171 126V127H169ZM181 125V126H180ZM213 125V126H212ZM215 125H220V126H215ZM238 125V126H237ZM246 125H248V126H252V127H250V128H252V129H250L248 126H246ZM11 126H12V128H13V131L14 132H16L17 131V133H15V136H13L14 135V132L12 131V129H11ZM77 128H76V127ZM80 126V125H79ZM111 127V128H108V127ZM172 126H173V128H172ZM177 126H179V127H177ZM222 126V127H221ZM124 127H125V130H124ZM129 129H128V128ZM183 127H186V128H184L183 130H182V128ZM195 127V126H194ZM193 127V128H194ZM220 127H221V129H220ZM233 127V128H232ZM241 127H243L242 129H241ZM253 127H255V129L253 128ZM32 128V129H31ZM34 128V129H33ZM123 128V129H122ZM131 128V129H130ZM174 129V130H172V129ZM181 130H180V129ZM200 128V127H199ZM199 128H198V130H199ZM217 128H218V130H217ZM232 128V129H231ZM244 128H246V130L244 129ZM11 129V130H10ZM196 129L197 128H194V129H192V130H195L196 131ZM201 129V128H200ZM206 129V128H205ZM213 129V130H212ZM216 129V130H215ZM236 129H238V130H236ZM239 129H241V130H239ZM113 130V131H112ZM115 130H116V132H115ZM119 130V131H118ZM120 130H123V131H121L120 132ZM170 130V131H169ZM176 130H179L178 131V133L176 132ZM187 130V131H186ZM231 130H232V132H237V134H235V133H232L231 132ZM234 130V131H233ZM251 130V131H250ZM10 131H12L11 133H13V134H11L10 133ZM38 132H39V130H37ZM124 131H125V133H124ZM169 131V132H168ZM174 131V132H173ZM181 131H184L183 133H184V135H182V132ZM195 131H192V132H195ZM205 131V130H204ZM207 131V130H206ZM205 131V132H206ZM207 131V132H208ZM222 131V132H221ZM224 131V132H223ZM228 131V132H227ZM240 131V132H239ZM18 132H19V137H18V135L16 136V134H18ZM25 132V133H24ZM115 134H114V133ZM128 132V133H127ZM171 132V133H170ZM191 132V131H190ZM239 132V133H238ZM247 132H248V134H247ZM78 133V132H77ZM79 133H80V131H79ZM151 133V134H150ZM166 133V134H165ZM196 133H197V131H196ZM195 133V134H196ZM199 133V132H198ZM198 133H197V137H198ZM231 133V134H230ZM11 134V135H10ZM138 134V135H137ZM165 134V135H164ZM169 134V135H168ZM219 134H220V136H219ZM230 134V135H229ZM235 134V135H234ZM74 136L76 135V133L75 134H73ZM134 135H136V137L134 136ZM162 135V136H161ZM163 135H164V137H163ZM168 135V137H166ZM172 135V136H171ZM173 135H174V138H173ZM177 135H179V136H177ZM199 135H200V133H199ZM231 135H233L234 137H236V139H234V137H232ZM247 135V136H246ZM11 136H13V137H15V138H12V139H14V140H16V141H14L13 142V140L11 139L10 140V137ZM37 136V135H36ZM83 136V137H82ZM126 136H124V137H126ZM137 136H140L138 139H137ZM158 136V137H157ZM169 136H171V137H169ZM177 136V137H176ZM181 136H182V138H183V140H181L182 138H181ZM189 138L188 140H186V139H184V137L185 138H187V137ZM245 136V137H244ZM5 137V138H4ZM68 137H70V138H68ZM82 137V138H81ZM114 137V138H115ZM133 137V138H132ZM180 137V138H179ZM201 137V136H200ZM215 137V138H216ZM242 137H244V139L242 138ZM6 141V142H4L3 141V139ZM17 138H18V140H17ZM75 138H76V136H75ZM86 139V141H84L85 139ZM136 138V139H135ZM203 138V136L201 137V138H199V139H202ZM209 138V137H208ZM211 138V137H210ZM214 138V137H213ZM212 138V139H213ZM224 138V137H223ZM243 139V140H241V139ZM249 138V139H248ZM251 138V139H250ZM78 139L81 141V144L83 145V146H85L86 144H88V146H90V148L88 147V146H86V147H88L87 149H90V151H88L89 152V154H87L86 153V156H84V159L86 158V157H88V158H86L85 159V162L88 160V159H91V161L93 160L92 158V156L93 155H95V149H92L91 150V148H93V147H91V145L92 144H90L89 145V137L86 135H84V133L80 136V138L78 137ZM165 139V140H166ZM209 140V141H213V140ZM217 139V138H216ZM215 139V140H216ZM238 139V140H237ZM8 140H10V141H8ZM78 140V141H79ZM83 140V141H82ZM183 141L184 143H186V146L187 147H185L184 148V146H185V144H183L181 141ZM214 140V141H215ZM226 140V139H225ZM227 140H229V139H227ZM249 140V143L247 142ZM19 141V142H18ZM22 141H23V143H22ZM176 141V140H175ZM188 141L190 142V144H187L188 143ZM196 141V140H195ZM202 140H201V142H203ZM214 141L213 142H211V143H213V144H215L214 143ZM67 142V143H66ZM137 142H136V144H137ZM203 142V143H204ZM245 142V143H244ZM252 144H251V143ZM66 143V144H65ZM129 143V142H128ZM191 143H192V145H191ZM241 143V144H240ZM13 146H12V145ZM20 144V145H21ZM138 144H139V142H138ZM148 144V145H149ZM177 144V145H176ZM180 144V145H179ZM248 144V145H247ZM256 144V145H255ZM23 145V146H24ZM54 145H56V147L54 148ZM66 145H68L67 146V148H63V147H66ZM131 145V144H130ZM142 145H144V142H143V144ZM193 145H195V147H193ZM197 145V146H196ZM204 145V146H203ZM219 145V144H218ZM244 145H246V147H248V148H246ZM256 147H255V146ZM261 145V146H260ZM5 147V149H3L4 147ZM59 146V147H58ZM62 146V148H60ZM183 146V147H182ZM189 146V147H188ZM198 146L200 147V148H198ZM203 148H202V147ZM9 147V148H8ZM19 147V146H18ZM26 147V150H27V146H24V147H22V146H20V148H17V149H19V150H21V148H22V150L24 151V149L23 148H25ZM179 147H180V150H179ZM193 147V148H192ZM205 147H206V149L208 150V152L207 151H204V152H206L207 154V156L205 157V153L203 152L202 154L201 153H196L197 152V149L201 152V150L200 149H205ZM218 148V150L219 151H217V148ZM249 147H253V149L252 148H249ZM259 147H262V149L261 148H259ZM9 150H8V149ZM161 148H162V145H161ZM192 149V150H190V149ZM220 148V149H219ZM244 148H245V150H248V151H245L244 150ZM255 148H256V151H255ZM7 149V150H6ZM50 149H51V146H50ZM51 149V150H52ZM72 149V151H74V152H71L70 150ZM187 149V151H185ZM196 150V152H194L195 150ZM205 149V150H206ZM212 149V150H211ZM252 149V150H251ZM258 149V150H257ZM3 150H4V152H3ZM5 150H6V152H5ZM67 150H69V151H67ZM94 150V151H93ZM97 151V153H100L101 152V150H100V148H98V149H96ZM190 152H189V151ZM220 150L222 151V152H220ZM243 150V151H242ZM260 150H261V153H260ZM91 151H92V153H91ZM176 151V150H175ZM198 151V152H199ZM211 151V152H210ZM216 153H215V152ZM259 151V152H258ZM10 152V151H9ZM8 152V153H9ZM213 152H214V154H213ZM246 153V155L244 156V154ZM254 152V153H253ZM11 153V152H10ZM75 153V154H74ZM91 153V154H90ZM209 153V154H208ZM248 153V154H247ZM250 153V154H249ZM4 154H6V155H4ZM72 154V155H71ZM187 154V155H186ZM197 154V155H196ZM198 154H201V157H199L198 156ZM260 154V155H259ZM14 155V156H13ZM17 157H16V156ZM71 155V156H70ZM89 155V156H88ZM194 155L196 156V157H199V158H201L200 160H202V164L203 165H201V167H203L202 169H201V171H198L199 173H196L197 171L193 168V164L191 165V163L189 162V161H194V159H193V157H194ZM211 157H210V156ZM214 155V159L211 161L209 158H211L212 159V156ZM263 155V156H262ZM11 156V157H10ZM70 156V157H69ZM209 156V157H208ZM259 156V157H258ZM262 158H261V157ZM8 157V158H7ZM69 157V158H68ZM111 157V156H110ZM166 157V156H165ZM164 157V158H165ZM196 157H194V158H196ZM203 157H205V158H207L206 160H205V158L203 159ZM221 157V156H220ZM74 158H75V156H74ZM185 158H187L188 160L187 161H185ZM238 158H240V157H238ZM246 158H248V157H246ZM29 160L31 159V158H28ZM27 159V160H28ZM70 159L69 160H66L67 161V165L66 166H68L69 164V168L68 167H66L65 169H67V171L69 172V173H72L71 171H72V169H73V167H71V165L72 166H74V168H80V166H78L79 164H78V162L76 161L75 163H73V162H69L70 161ZM80 159H82V157L80 156ZM209 159V161H207ZM241 159V158H240ZM249 159V161L251 162V160ZM16 160V161H15ZM18 160H20V161H18ZM83 160V159H82ZM82 160L80 161V162H82ZM220 160V159H219ZM246 160H248V159H246ZM245 160V161H246ZM1 161H0V165H1V167H0V178L1 177H7V175L9 174L8 173V171H6V170H9V172L11 173V172H13V173H11L10 175H11V177H13L14 175H18V176H14L12 179L10 178L9 179V182L10 183H8V185L9 186H7V184H5L6 183V181L8 180V179H6V181L3 183L4 184V186H3V188H0V196H1V193L3 192V195H2V197H0L1 199H4V191H6L5 189L7 188V189H9L8 190V193L11 195H14V197L12 196H10V195H8L7 193L5 194V195H8V196H6L5 198L7 199L8 197H10V198H8L9 200L12 198L14 201L15 200H17V196H22L21 194L23 193V196H24V198L26 199L27 198V201L29 200V202H31L32 201V199L33 198H35L34 196H37L38 198L37 199H39L40 198V202H39V200H38V202H37V205H38V207L41 205V200L43 201V199L44 198H46V199H48V202L47 203H50L51 202V204H50V206H52L51 208L54 210V212L55 213H58V214H64V215H66V217H67V219L65 218V216H61V217H58V219L60 220L61 219V222H62V220H63V218L65 219L64 220V223L65 222H67V223H65V225L67 224V226H65L64 225V223L63 224H60V221H59V223H57L58 221L56 220V218H54L51 214H53L54 212H50L51 210H49V208L47 207L46 208V210H44V208L42 209V211H41V209L39 210L38 208H37V210H39V215L37 214V216H39V218L37 217L36 219V223L35 224H33V225H35V227L37 226L38 227V231H35V232H32L31 231V235L32 234H36V232H40V234H37L39 237H36V238H38V241H37V239H34V237H33V235H32V237H28L27 236V232L28 231H30V230H32L33 228L31 227L32 226V224H29L28 226H30L31 227V229H29V227H24L25 229H27L25 232H23L25 229H23V225L22 226H20L21 224H22V222L21 221H17L15 218H16V216L18 215V206H16V204H12V202H13V200L12 201H8V203H7V200L5 201V199L3 200L4 202L2 203L1 201V203L3 204V206L2 205H0V206H2V207H0V210H2V211H4V212H2L1 214H4V215H7V213H9L8 215L10 216V213H11V220H9L10 218H8L7 216H6V218L8 219L7 221L8 222H6V220H3V221H0V225L1 224H3V222H4V224H6V225H1L0 226V236H2V237H4L2 240V242L4 243L5 241H4V239L5 238H8L9 239V241L7 240V239H5V240H7L4 244L2 243L1 244V242H0V244L2 245H0V248H1V251H0V256H1V254L4 256H2L4 259L3 260H1L2 259V257H0L1 259H0V264H38V263H43V264H52V263H54V262H45V261H48V259H47V257L48 258H50V256H45V253L47 252H45V251H42V247L43 246H45V244H48L47 242H48V240L46 241L45 240V238L47 239V238H49V241H51L48 245H50V247H49V250L48 251H52V249H53V253H54V255L56 254L57 255V253H58V251L60 252V249L59 250H57V247L58 248H60V246L62 245V243H63V246H66V245H68L67 243L68 242H66L67 240H65V239H71L72 240V238L75 240V241H79L78 239H80L81 240V238L83 237V234L85 235V234H87V230H88V234H89V236H88V238L86 237V235L84 236V238H83V241H81V243L80 242H71V244L72 243H74V244H72V245H76V247L75 248H73V246L71 245V246H69L68 245V247H66V250H67V248L69 249V248H72V249H70L69 250V252H68V254H70L71 255V253L73 252V250L74 249H77V250H75V252H73L72 253V255H73V260H72V255L70 256V255H68L67 253V255L69 256V257H71L70 258V261H69V258H68V256H66V254H65V259L63 258V259H61V260H64V261H61V260H59L58 258V260L59 261H61L60 263L58 262L57 264H82V260L84 259V255H83V253L84 252H81V251H84V250H82V244H85V245H83L84 246V248L83 249H85L86 247H90V248H93V250L95 249V247L97 246V244H94L93 242H94V240H92L93 242V245H92V243H90V242H88V241H90L91 240V238H94L95 239V236H92V234H90L89 233V231H91L90 230V228H88L89 226H90V221H88L89 219L88 218H86V217H84V216H81V217H83V218H79L78 219V217L76 216V215H78L79 214V212H80V207H82L83 208V206L82 205H84V204H81V201H82V203H84L85 201H83V199H80V201H79V198L81 197L80 196V192H78V191H81V188H79V190L77 189L76 190V192H75V189L73 190V188H71V191L68 193L67 192V196H68V194H70L68 197L69 198H67V196H65L67 199L65 200V199H63L62 200V198H65L64 196L63 197H61V198H58V202H62V203H60V205L61 206H59V204H57V205H55L56 206V209H55V207H54V205H52V201H54V202H57V198H54L53 199V194H52V192L51 193H49V191L50 190H47L48 191V193L46 192V196H44V198L43 199H41L42 197V195H40V193H38V191H36V189L37 188H39V187H37L36 185L38 184V186H39V184L41 183V182H37L36 181V183H35V181L34 180H36V178H37V176L35 177L34 175L31 177V173H34V170H33V168L31 167V165H32V163L33 162H31L32 161V159H31V161H30V163H29V161H27L26 163L24 162L25 160H23L22 158H17V159H14L13 161L16 163V164H19V163H22V165H21V168H19V171H23V173H24V171L26 172V173H24V175H23V173H21V175H19L18 174V172H16L14 169H17V167L16 168H14V166L16 165V164H14L13 163V165H11L12 166V168H11V170L7 167V166H10V165H4L5 163H3L2 162V164H1ZM12 161V162H13ZM89 162H90V160H88ZM183 161V162H182ZM203 161H204V163H203ZM217 161V162H216ZM259 163H258V162ZM69 162V163H68ZM163 164H162V163ZM166 162H168L167 164H166ZM182 162V163H181ZM185 162H186V164H187V162H188V165L190 166H186V164H185ZM206 162V163H205ZM207 162L209 163V164H211L210 166H209V164H207ZM6 163V164H7ZM160 163V164H159ZM190 163V164H189ZM193 163V162H192ZM214 163V164H213ZM23 164H26V166H27V168L28 169H26L25 170V165L23 166ZM31 164V165H30ZM75 164V165H74ZM109 164V165H108ZM161 164H162V166H161ZM206 164V165H205ZM225 164V165H224ZM256 166H255V165ZM260 164H261V166H260ZM34 165V164H33ZM98 165V166H97ZM165 165V166H164ZM214 165V166H213ZM259 165V166H258ZM3 166H5L4 168H3ZM22 166L24 167V168H22ZM75 166H78V167H75ZM104 166V167H105ZM109 166V167H108ZM111 166V167H110ZM160 166H161V168L162 167H164V169L162 168V169H158V168H160ZM192 166V167H191ZM209 167V169H208V167ZM220 166V167H219ZM225 166V167H224ZM228 166V167H227ZM258 166V167H257ZM6 167H7V169H6ZM187 167V168H186ZM204 167H205V169H204ZM215 167V168H214ZM217 167V168H216ZM219 167V168H218ZM222 167V169H220ZM245 167V168H244ZM251 169H250V168ZM257 168V169H255V168ZM259 167L261 168L262 167V169H261V171L259 170ZM32 169V172L30 173V171L29 170H31ZM70 168H72L71 170H69ZM111 168V169H110ZM153 168V167H152ZM169 168V169H168ZM196 168V167H195ZM207 168V169H206ZM212 168L214 169L213 171H212ZM227 170V171H225V169ZM243 168V169H242ZM248 169V170H250V171H248L247 172V170L244 172V169ZM94 169V170H93ZM98 169V170H97ZM102 170V171H100V170ZM109 169V170H108ZM121 169V170H122ZM151 169V168H150ZM166 169H167V171H166ZM178 169H179V171H178ZM184 169H186V171L184 170ZM217 169V170H216ZM218 169H220V171L221 172H219V170ZM224 169V170H223ZM255 169V170H254ZM80 170V169H79ZM96 170H97V172H96ZM108 170V171H107ZM152 170H149V172H146V174L147 173H150V172H152ZM187 170H188V172H187ZM193 170H195L196 172L194 173V171ZM206 170V172H208V170H211V172L209 171L208 173H207V175H206V172H204ZM215 170L217 171V173L219 172V173H221L220 175L222 176V174H223V176H222V178H219V179H221L222 181H220L219 182V179L216 177V176H218L217 175V173L215 172ZM92 171V172H91ZM129 171V172H128ZM170 171V172H169ZM193 171V172H192ZM225 171V172H224ZM243 171V173H241ZM261 173H260V172ZM14 172H16V173H14ZM59 172V171H58ZM90 172V173H89ZM137 172V171H136ZM156 172V171H155ZM181 172V173H180ZM183 172V173H182ZM184 172H187V173H184ZM205 174H204V173ZM212 172H214V174L212 173ZM231 172V173H230ZM247 172V173H246ZM259 173V174H257V173ZM5 173V174H4ZM30 173V174H29ZM97 173V174H96ZM106 173V174H105ZM128 173V174H127ZM153 173V172H152ZM151 173V174H152ZM156 173V174H157ZM165 173H167L166 175H164ZM180 173V174H179ZM203 173V174H202ZM245 173L246 174H248L247 176L245 175ZM250 173V174H249ZM253 173H254V175H253ZM14 174V175H13ZM49 174V175H48ZM145 174V175H146ZM153 174H155V173H153ZM161 174V175H160ZM172 174H174V175H172ZM177 174L178 175H180L181 176V178H180V176H177ZM182 174V175H181ZM194 174V175H193ZM196 174H198V176L196 175ZM208 174H209V176H208ZM226 176H225V175ZM229 174H230V177H232V178H230L229 179ZM235 174V175H234ZM244 174V175H243ZM252 174V175H251ZM263 175V176H261V175ZM13 175V176H12ZM28 175H30V177L28 176ZM47 175V176H46ZM45 175V183H48V181L50 180V179H53L54 180V178L55 179H57L56 178V176L55 175H53V173L51 174V173H47ZM86 175V174H85ZM169 175H171L172 176V180L174 181L175 180V182H173L171 179H170V177H169ZM188 175V176H187ZM190 175V176H189ZM212 175V176H211ZM218 179H215V177ZM233 175H234V177H233ZM238 175V176H237ZM9 176V175H8ZM91 176V177H92ZM139 176H140V174H139ZM142 177H145V176H143V175H141ZM147 176V175H146ZM149 176V175H148ZM151 176V175H150ZM165 176V177H164ZM169 178H168V177ZM249 176L250 177H255V179L254 178H249ZM259 176H260V178H259ZM18 177V178H17ZM28 177H29V179L30 180H28ZM96 177V178H97ZM130 177V178H129ZM152 177H154V178H156L157 177V175L155 176V175H153ZM198 177V178H197ZM203 177V181H202V179H200V178H202ZM207 177H210V178H207ZM214 177V178H213ZM225 177V178H224ZM236 177H238V178H236ZM244 177H246L245 179H244ZM24 178H25V180H24ZM32 178V179H31ZM35 178V179H34ZM86 178V177H85ZM85 178H84V180H85ZM130 180H128V179ZM140 178V177H139ZM167 178V179H166ZM174 178V179H173ZM177 178V179H176ZM179 178V179H178ZM192 178V179H191ZM223 178H224V180H223ZM228 178V179H227ZM240 178V179H239ZM2 179V178H1ZM83 179V178H82ZM141 179V178H140ZM157 179V178H156ZM206 179V180H205ZM250 179H251V181H250ZM259 179H262V180H259ZM15 180V181H14ZM24 182L23 183V187L24 188H20L21 187V185L20 184H22V182ZM28 180V181H27ZM74 181L75 182V180L77 181V180H79L80 181V178L79 177H75V179L74 178H72L71 179V181ZM91 180V179H90ZM131 180H133L134 181V183H133V181H131ZM142 180V179H141ZM170 180V181H169ZM198 180V181H197ZM201 180V181H200ZM209 180V181H208ZM216 180V181H215ZM226 180H228V181H226ZM232 180H238L237 182H235V181H232ZM239 180L240 181H242V182H239ZM249 180V181H248ZM252 180H254L253 182H252ZM26 181V182H25ZM32 181V182H31ZM116 181H118L117 183H116ZM153 181V182H152ZM188 181H190V182H188ZM204 181H206V182H204ZM211 181V182H210ZM215 181V182H214ZM218 181V182H217ZM225 181V182H224ZM243 181H245L244 183H243ZM246 181H248L247 183L249 184V185H251L250 187L248 186V185H246ZM17 182V183H16ZM19 182H21V183H19ZM29 182H31V184H34V185H29V188H27V190H23V189H25L26 187H25V185L27 184H29ZM34 182V183H33ZM74 182H72V183H74ZM151 182V183H150ZM172 183V184H170V183ZM197 182H200V183H197ZM204 182V183H203ZM208 182V183H207ZM221 182H224V183H221ZM251 182H252V184H251ZM13 183H15L14 185H15V187H13L11 184H13ZM18 183H19V185H18ZM55 183V182H54ZM80 183V182H79ZM92 183H91V185H89V187L90 186H93L92 185ZM128 183L130 184V185H128ZM131 183H133V186L135 187V188H137L136 190H135V188H133V186H132V184ZM140 183H141V181H140ZM203 183V184H202ZM207 183V184H206ZM221 183V184H220ZM239 183V184H238ZM243 183V184H242ZM260 183H258V184H260ZM75 184H78V182L77 183H75ZM122 184V185H121ZM134 184H136V185H134ZM144 184V185H143ZM151 186H150V185ZM193 184V185H192ZM195 184H197V186H198V188H197V186L195 185ZM200 184V185H199ZM210 184V185H209ZM234 184H235V186H234ZM240 184H241V187H240ZM11 185V186H10ZM26 185V186H27ZM83 185V184H82ZM119 185H121V186H119ZM171 185V186H170ZM195 185V186H194ZM246 186V190H245V186ZM31 186V187H30ZM33 186V187H32ZM123 186V187H122ZM131 186V187H130ZM140 188H139V187ZM148 186V187H147ZM239 188H237V187ZM79 187V186H78ZM117 187V188H116ZM119 187H121V188H119ZM146 187H147V189H146ZM174 187V188H173ZM178 187V188H177ZM194 187V188H193ZM201 187V188H200ZM216 187V188H215ZM19 188V189H18ZM93 188V187H92ZM88 188L87 190H90V192L89 191H87L86 190V192L88 193L87 195L89 196L90 194H91V192H92V190L95 188ZM121 189V191L123 192H121L119 189ZM131 188V189H130ZM164 189V193H163V189ZM168 188L169 189H171L170 191H168L167 192V190H168ZM173 188V189H172ZM195 190H193V189ZM218 188H220V189H218ZM235 189V190H233L232 191V189ZM21 189V190H20ZM92 189V190H91ZM123 189H125V190H123ZM160 189H161V191H160ZM191 189V190H190ZM207 189V188H206ZM236 189H238V190H240V191H236ZM243 189V190H242ZM247 189H249V190H247ZM3 190V191H2ZM23 190V191H22ZM133 190V191H132ZM180 190L181 191H183V192H180ZM208 190V189H207ZM213 190V191H212ZM11 193H10V192ZM13 191L15 192V193H18L19 195H17V194H15V193H13ZM20 191H22V192H19ZM35 191H36V194L37 195H35ZM74 191V192H73ZM180 192V193H182L181 195L178 193V192ZM189 191V192H188ZM191 191V192H190ZM192 191H194V192H192ZM199 191V192H200ZM24 192H25V195H24ZM30 192V193H29ZM73 192V193H72ZM164 194V195H162V197L159 195V194ZM173 192V193H172ZM240 192H242V193H240ZM249 194H248V193ZM56 194H58V195H60V193L59 192H55ZM72 193V194H71ZM76 193V194H75ZM129 193V194H128ZM170 193H171V195H170ZM202 193V192H201ZM212 194V196H213V198H212V196H210L211 194ZM215 193L216 194H218L217 196H215ZM235 193L237 194V195H235ZM250 193H251V196H250ZM33 194V195H32ZM47 194H49V197H47L48 195ZM52 194V195H51ZM55 194V195H56ZM79 196H78V195ZM85 194V197L87 196L86 195V193H84ZM121 194V195H120ZM134 194H136V195H134ZM151 194V193H150ZM175 194V195H174ZM176 194H179V196H178V198L176 197L177 195ZM186 194V195H185ZM231 194V195H232ZM257 194V195H256ZM15 195H17L16 197H15ZM31 195V196H30ZM63 195H66V194H63ZM76 195V198L74 197V199L72 198L71 199V197H73V196H75ZM128 195V196H127ZM130 195V196H129ZM157 195H159V196H157ZM173 195V196H172ZM184 197H183V196ZM245 195H247L246 197H244ZM26 196V197H25ZM61 196V195H60ZM59 196V197H60ZM83 197H84V195H82ZM118 196V197H117ZM119 196H122L123 197V199H125V200H122V198L121 197H119ZM134 196V197H133ZM137 196V198H138V201H136L135 202V200H136V197ZM156 196V197H155ZM186 196V197H185ZM202 196V195H201ZM210 196V197H209ZM240 196V197H241ZM29 197V198H28ZM51 197V198H50ZM79 197V198H78ZM167 197H168V201H170V202H168L167 201ZM169 197H171V200L169 199ZM183 197V198H182ZM250 197H252V198H250ZM121 198V199H120ZM154 198V199H153ZM159 198V199H158ZM174 198V199H173ZM179 198L181 199V200H179ZM203 198V197H202ZM207 198V199H208ZM239 198V197H238ZM60 199H61V201H60ZM69 199V201L70 202H67V200ZM141 200V202H140V200ZM166 200V202H165V200ZM174 201H173V200ZM183 199V200H182ZM241 199V198H240ZM253 201H252V200ZM74 200H76V203L78 204V207H75L76 206V203H75V201ZM79 202H78V201ZM117 200H119V202L117 201ZM120 200H122V201H127L126 203H122V201H120ZM130 200V201H129ZM153 200H155V202H153ZM161 200H163V201H161ZM37 201V200H36ZM45 201H47V200H45L44 199V201H43V203L45 202ZM66 201V202H65ZM74 201V202H73ZM152 201V202H151ZM161 203H160V202ZM173 201V202H172ZM176 201V202H175ZM178 201H180L179 203H178ZM217 201V202H216ZM57 202V203H58ZM118 202V204L116 205V203ZM139 202H140V204H139ZM143 202H145V203H143ZM158 202V203H157ZM188 201H186V203H187ZM207 202H205V203H207ZM0 203V204H1ZM38 203H40V204H38ZM67 203V205H64V204H66ZM68 203H70V204H68ZM75 203V204H74ZM163 203V204H162ZM166 203L168 204V205H166ZM172 203H174V204H172ZM204 203V205H206ZM215 203V204H214ZM217 203V204H216ZM4 204H5V206H4ZM7 204V205H6ZM12 204V205H11ZM73 204H74V206H73ZM79 204H81L80 206H79ZM121 204V205H120ZM145 204V205H144ZM157 204V205H156ZM158 204H161L162 206H164V207H160V205H158ZM165 204V205H164ZM210 204L212 205L211 207H210ZM219 204V205H218ZM248 203H245L244 205H247ZM62 205H64V207L62 206ZM122 205H125V206H123L124 207V209H123V207H122ZM223 205V207H221ZM9 207L8 208V211H7V208L6 207ZM11 206H12V208H14V211H12V209H11ZM47 206H48V204H47ZM57 206H59L60 207V209L61 210H63V209H65V210H63L65 213H67V214H65L64 212L63 213H59L61 210L59 209V211H57L58 209H57ZM72 208H71V207ZM118 206H119V208L121 209H119L118 208ZM130 206V205H129ZM167 206V207H166ZM215 206H217V208H214ZM225 206V207H224ZM43 207V205H41L39 208H42ZM63 207V208H62ZM70 207V208H69ZM74 207V208H73ZM138 207V206H137ZM140 208H141V206H139ZM138 207V208H139ZM172 209H171V208ZM207 207V205L205 206V208ZM215 209V212H216V210H217V212L216 213H213V214H210V213H212L213 211H214V209ZM220 207V208H219ZM248 207H249V204H248ZM2 208V209H1ZM6 208V211L5 210H3V209H5ZM69 208V211H67V209ZM78 210H77V209ZM118 208V209H117ZM158 208H160L159 210H158ZM161 208L163 209H166V211H161ZM170 208V209H169ZM176 208V207H175ZM223 208V209H222ZM245 208V207H244ZM247 208V207H246ZM9 209H11V210H9ZM72 209H74V210H72ZM84 209H85V207H84ZM123 209V210H122ZM211 209L213 210L212 212H211ZM220 209V210H219ZM16 210V211H15ZM52 210V211H53ZM119 210V211H118ZM179 210H180V208H179ZM247 211H246V215H249V214H255V212L257 213V212H259V215L261 216H259V219L260 220H262L263 219V217H262V214H264V213H262V212H260V211H263V209H261V210H255L254 209V212H252V208H250V210H248V209H246ZM11 211V212H10ZM43 211H45V212H43ZM73 211V212H72ZM207 211H208V209H207ZM222 211V212H223ZM1 212V211H0ZM13 212H15L16 213V216H15V213H13ZM43 212V213H42ZM48 212V213H47ZM49 212H50V214H49ZM62 212V211H61ZM77 212H78V214H77ZM222 212L220 213V214H222ZM72 213H74L73 215H75V217H72L73 215H72ZM162 213H164V214H162ZM172 213H174L175 214V210L172 212ZM218 213V214H219ZM219 214V215H220ZM41 215L43 216V217H46V218H43V217H41ZM48 215V216H47ZM50 215V216H49ZM180 215V216H179ZM182 215V216H181ZM196 215V214H195ZM245 215V216H246ZM12 216H13V218H12ZM15 216V217H14ZM168 216H170V215H168ZM166 217V218H168L169 219V217ZM172 216H174L173 214H172ZM178 216V217H177ZM184 216V217H183ZM192 216H193V214H192ZM191 214L189 215H187V214H184V213H179L178 212V214L175 216V219H176V221L177 222H175L174 220V218L173 219H170L172 222L174 221V223L172 224V225H174V227H173V229H175L176 227H177V231H178V229H179V227L181 226L180 225V223L182 224V220L184 219H190L191 217ZM210 216H211V218H210ZM244 216V217H245ZM119 217V216H118ZM117 217V218H118ZM181 219H180V218ZM183 217V218H182ZM188 217H190V218H188ZM196 217V216H195ZM214 217V218H213ZM216 217H218V216H216ZM52 218V221L53 222H55V221H57V222H55V226H53V224L54 223H51L50 221V219ZM71 218V219H70ZM75 218H76V221H75ZM165 218V217H164ZM166 218H165V220H166ZM172 218V217H171ZM262 218V219H261ZM24 219V218H23ZM35 219V218H34ZM78 219V220H77ZM86 219V220H85ZM193 219V218H192ZM209 219H212L213 221L215 220V219H217V220H215L214 222H212L211 220H209ZM45 220H46V222L47 223H45ZM68 220H70V222H68ZM73 220V221H72ZM164 220V221H165ZM200 219H198V221H199ZM12 221V222H11ZM72 221V222H71ZM75 221V222H74ZM179 221V222H178ZM197 221V224H199L200 223V225H201V222L199 221L198 222ZM208 221H211V222H209V223H207ZM222 221H224V219L222 218ZM6 222V223H5ZM88 222H89V224H88ZM12 223H13V225H12ZM19 223V224H18ZM40 223H42V224H40ZM45 223V225H43ZM71 223V224H70ZM86 223V224H85ZM178 223V224H177ZM205 223H207L206 225H205ZM261 223H264V220H263V222H261ZM261 223H259L258 224V222H254V224H253V226L252 227H254V229H257V230H253V231H256V232H260L259 230H261V227L263 228V230H264V224H261ZM10 224V225H9ZM47 224H50V225H48L47 226ZM69 224V225H68ZM76 224H77V226H80L81 227V225H82V228H78V229H76L77 228V226H76ZM177 224V225H176ZM12 225V226H11ZM15 225V226H14ZM19 225V226H18ZM41 225V226H40ZM44 226V228H43V226ZM57 225H59V226H61V227H58ZM62 225L64 226V228L62 229ZM73 225V226H72ZM86 227H85V226ZM171 225V226H172ZM220 225H222L223 227L221 228V226ZM5 226H6V228L8 227V229H6L5 230ZM10 226V227H9ZM16 226H17V231L19 230V228L20 229H23V233H25V234H23L24 235V239H23V237H21L24 241L26 240V237L28 238L27 240H29V241H23L24 243H23V247H20L19 245V250H16V249H13L14 247V242H17L16 240H17V234H15L14 236L16 237H14V238H12V235L14 234L13 232L15 231L14 229H16ZM46 226V227H45ZM53 226V227H52ZM58 227V228H60V229H58V228H55V227ZM71 228H70V227ZM179 226V227H178ZM224 226H226L225 228H224ZM259 226V227H258ZM40 227V228H39ZM51 227H52V229H51ZM85 227V228H84ZM191 227V226H190ZM220 227V228H219ZM234 228H235V225L233 226ZM11 228V229H10ZM42 229H44V230H42ZM48 229V230H47ZM50 229V230H49ZM76 229V230H75ZM82 229V230H81ZM132 229V228H131ZM131 229H129L130 231H132ZM222 229V230H221ZM223 229L224 230H226L225 232L223 231ZM227 229H229L228 231H227ZM238 229L240 230V228L239 227H237L235 230L236 231H238ZM8 230V231H7ZM11 230V231H10ZM35 230V229H34ZM52 230H55V231H53L52 232ZM57 230H58V232H57ZM64 230H66V231H64ZM69 230H72V232L71 231H69ZM79 230H81L80 231V233L79 232H77V231H79ZM85 230V231H84ZM180 230V229H179ZM216 230V231H215ZM217 230H219V231H217ZM220 230H221V232H223V233H221L220 232ZM234 230V231H235ZM2 231V232H1ZM13 231V232H12ZM17 231H16V233H17ZM43 231V232H42ZM49 231H51V232H49ZM174 231H176V230H174ZM9 233V232H12V235H10L11 237H8V234L7 233ZM74 232V233H73ZM83 232V233H82ZM218 232V233H217ZM262 233H264V231H261ZM27 233V234H26ZM42 233V234H41ZM45 233H47L46 235H48L47 237H45L46 235H45ZM59 233V234H58ZM63 233V234H62ZM76 233V234H75ZM78 233V234H77ZM221 233V234H220ZM240 233V231H238L237 232V234H239ZM261 233V237L263 238L264 236H263V234ZM2 234H4V236L2 235ZM6 234H7V236H6ZM10 234V233H9ZM54 234V235H53ZM71 234L72 235V237L71 236H69V235ZM220 234V235H219ZM257 234H260V233H257ZM22 235V236H23ZM57 237H56V236ZM59 235V236H58ZM62 235H63V237H62ZM64 235H66V238H65V236ZM76 235V236H75ZM78 235H79V238H78ZM132 235V236H131ZM133 235L134 234H130L129 236H131L129 239H131V238H134L135 237V235H134V237H133ZM211 235V234H210ZM21 236V235H20ZM26 236V237H25ZM50 236V237H49ZM222 236V237H223ZM229 236H230V234H229ZM53 237H55V240L57 241V239L59 240L60 239V241H57V242H60V243H55L56 241H53L52 239H54ZM68 237H71V238H68ZM77 237V238H76ZM85 237H86V239H85ZM136 237H137V235H136ZM195 237V236H194ZM218 237V238H219ZM222 237H220V238H222ZM14 239L13 241L14 242H10V240L11 239ZM20 237L18 238V240L19 239H21ZM61 238H62V240H61ZM125 238V237H124ZM126 238H128V235L126 236ZM202 238H204L203 240H201ZM218 239V240H221V239ZM0 239V240H1ZM44 239V240H43ZM77 239V240H76ZM90 239V240H89ZM246 240H247V238H245ZM264 239V238H263ZM263 239H258V241H256L255 243H254V246H252V247H249V248H239L238 246H240L241 244H239V242L237 243L236 241H235V239H230L231 241H233L234 240V242H232L230 245H229V242L228 243H226V244H228L229 246H231V247H229L227 250H228V252L227 253H229V249H232L233 251H231L230 250V253L229 254H225V256L224 255H221V256H219V257H222V258H212V256H210L209 254L207 255V253H208V251H205V250H208L207 248H198L197 250H194V251H192L191 253H193L192 255H190L189 256V254H188V257H189V259H188V257H187V264H235L239 259L242 261L243 259H245L244 257H247V258H249V262L251 263V264H264V240ZM35 240V241H34ZM64 240V241H63ZM73 240V241H74ZM86 240V241H85ZM96 241H97V239H95ZM132 240V239H131ZM196 240V239H195ZM215 240V239H214ZM218 240H215V241H217V243H218ZM245 240V241H246ZM22 241V240H21ZM40 241H42V242H40ZM46 241V242H45ZM61 241H62V243H61ZM68 241H70V240H68ZM133 241H135L134 239H133ZM203 241V242H204ZM245 241L243 240L242 241V244L243 243H245ZM247 241H249V239L247 240ZM19 242V241H18ZM28 242L30 243V244H33V243H35L36 245L35 246H31L32 248H29V249H26L27 248V245L26 244H28ZM43 242H44V245H43ZM83 242V243H82ZM136 242V241H135ZM140 242V241H139ZM139 242H137L138 244L137 245H139ZM202 242V243H203ZM9 243H11V245H9ZM79 243L81 244L80 245V249L79 248H77V247H79L78 245H79ZM89 243V244H88ZM95 243H97V242H95ZM216 243V242H215ZM241 243V242H240ZM247 243V242H246ZM250 243V242H249ZM8 244V245H7ZM22 244V243H21ZM24 244H25V246H24ZM51 244H53V245H51ZM61 244V245H60ZM64 244H66V245H64ZM69 244H70V242H69ZM220 244V243H219ZM236 246H234V245ZM239 244V245H238ZM248 244V243H247ZM29 245V244H28ZM40 245H42L41 247H40ZM91 245V246H90ZM94 245H96V246H94ZM10 246V247H9ZM22 246V245H21ZM30 246V245H29ZM54 246V247H53ZM55 246H57V247H55ZM86 246V247H85ZM227 246V245H226ZM233 246V247H232ZM248 246H250V245H248ZM5 247V248H4ZM51 247H53L52 249H51ZM141 247V246H140ZM240 247H242V245L240 246ZM243 247H245V246H243ZM2 248H4L3 250H2ZM11 249V250H8L9 252H7L6 250L7 249ZM17 248V249H18ZM97 248V247H96ZM138 248H139V246H138ZM141 248H143V247H141ZM141 248H139V249H141ZM196 248H197V246H196ZM195 248V249H196ZM219 248V247H218ZM227 248V247H226ZM78 249H79V252H78ZM221 249V248H220ZM224 249H225V246H224ZM249 249H250V251H249ZM15 250L19 253V251H20V254H17V252H15ZM71 250H72V252H71ZM144 250V249H143ZM223 249H221L220 251H222ZM226 250V251H227ZM13 251V253H14V255H15V257H17V259H13V258H15V257H12V255H11V252ZM43 252V254H42V252ZM56 251V252H55ZM224 251V250H223ZM6 252V253H5ZM45 252V253H44ZM71 252V253H70ZM80 252H81V254H80ZM7 253H9L8 255H10L11 257H12V260H14V261H11V260H8V258H9V256L7 255ZM77 253V254H76ZM209 253H211V252H209ZM216 253H218V250L216 251ZM221 253H223V252H221ZM59 254V253H58ZM195 254V255H194ZM214 254V253H213ZM6 255V256H5ZM22 256L21 258L19 257V256ZM48 255V254H47ZM53 255V256H54ZM104 255V254H103ZM103 255H101V256H103ZM229 255H230V257H229ZM41 256H43L42 258H41ZM76 256V257H75ZM99 257L100 259H102V261H103V259H104V257L106 256V254H105V256L104 257ZM109 256V255H108ZM108 256H106L105 258H107ZM142 256V255H141ZM207 256V257H206ZM228 256V257H227ZM6 257V258H5ZM8 257V258H7ZM18 257L20 258V260H18ZM109 257H111V255L109 256ZM131 256H129V258H130ZM143 257V256H142ZM145 258H147V256H144ZM208 257H211L212 259H209ZM235 257H238V258H235ZM41 258V259H40ZM132 258L134 259V258H136L135 260H137V261H135V260H133V262H132ZM192 258V259H191ZM197 260H196V259ZM208 260H207V259ZM229 258H231V259H229ZM246 258V259H247ZM11 259V258H10ZM21 259H23V260H21ZM37 259V260H36ZM43 259L45 260L44 262H43ZM54 259H55V257H54ZM54 259H53V261H54ZM56 259V260H57ZM139 259V260H138ZM144 259V258H143ZM150 259V258H149ZM233 259H234V261H233ZM236 259V260H235ZM6 260V262H4ZM67 260V261H66ZM141 260H142V258H141ZM147 260H148V258H147ZM147 260H146V262H144V260H142V261H140V257H139V255H138V257H134V256H132L131 258H130V260H128V262L130 263V264H133V263H142L143 262V264H156V262L154 261V260H156V259H150V260H152V262L151 261H149V262H147ZM239 260V261H240ZM248 260V259H247ZM8 261H10V262H8ZM34 261V262H33ZM41 261V262H40ZM51 261V260H50ZM135 261V262H134ZM157 261V260H156ZM236 261V262H235ZM18 262V263H17ZM22 262V263H21ZM55 263H56V261H55ZM164 263V262H163ZM105 264H107V263H105ZM117 264H120V263H117ZM158 264V263H157Z\"/></svg>",
  "mask_w": 264,
  "mask_h": 264
},
{
  "label": "bare ground",
  "instance_id": "2",
  "mask_svg": "<svg viewBox=\"0 0 264 264\" xmlns=\"http://www.w3.org/2000/svg\"><path fill=\"white\" fill-rule=\"evenodd\" d=\"M1 2L0 3H5V1H3L2 2V0H0ZM10 1H13V0H10ZM23 1H25V3L24 4H26V2H27V4L29 5H26V7H28V9L25 11V16H26V20H24L25 21V23H23V24H25V25H27V24H34V23H38L39 25L38 26H36L37 28H32V27H26L25 26V30H26V28H27V31H23V32H21V33H23V34H25L24 35V38L26 39L27 37H25L26 35H28L27 33H29V35H33V31L36 29V31L37 32H39V33H36V36L37 37H35V35H33V37H35V39L37 38L38 39V41L37 42H39V41H42L41 39H43V41L42 42H40V43H42V46L43 47H45L44 48V50L48 47V49H49V52H52L51 54H49V52H46V50H45V53H47L46 54V56L49 54V56L50 55H52V54H54L53 56H55L56 58H59V57H61L60 56V54H61V52L64 50V49H68V48H73L74 50H75V52H76V54L74 55L73 54V56H72V59L73 60H71V58L70 57H68V58H70V62L72 63L71 65H73L75 62H77V63H79L80 65L76 68V73L75 72H73V73H75V74H73L72 76L73 77H69L68 79H67V77H66V79H65V77H64V79L62 78V80H61V82H64L63 84H62V86L61 87H55V89H57L56 91H52V92H54V96L57 98L58 96V98H60L61 97V99H63V100H61L60 101V99L59 100H56V102H54V104H53V106L51 107V103H52V101H51V99L50 100H48L49 101V103L47 104V102H46V104H45V106H46V109L48 110V112H47V114L46 115H48L49 113L51 114V115H53V118L51 119V115L49 116V118H50V120H49V124L47 125L45 122H42L43 123V126L41 125V127L42 128H40V129H38L37 127H36V129H34L35 130V135L33 134L34 133V131H33V133L30 131V132H28V133H25L24 135H22V137L21 138H19V140H21L22 138H24L25 140H26V143H25V145H24V143H23V141H22V143L23 144H21V141H20V144L18 143V144H14L13 143V145H15V146H13L12 144V146L13 147H11L12 149H8L9 151H7V154H11L12 155V153L13 154H17L18 155V157L17 158H22L23 160H25L24 162L26 163L27 161H29V163H30V161H31V159H32V161L31 162H33L32 163V165H31V167L33 168V170H34V173H31L32 172V169L31 170H29L30 171V175H31V177L34 175L35 177L37 176V178H36V180H34L35 181V183H36V181L38 182H41L40 184H39V186H38V184L36 185L37 187H39V188H37L36 189V191H38V193H40V195H42L41 197V199H43L44 198V196H46L45 194H46V192L48 193V191L47 190H50L49 191V193H51L52 192V194H53V199L54 198H57V202H58V198H61V197H65V196H67V192L69 191H71V188H73V190L75 189V192H76V190L78 189L79 190V188H81V191H78V192H80V198H79V201H80V199H83V201H85L84 203H82V201H81V204H84V205H82L83 206V208L82 207H80V212H79V214H78V212H77V214L78 215H76L77 217H78V219L79 218H83V217H81V216H84V217H86V218H88L89 220L88 221H90V226L88 227V228H90V230L91 231H89V233L90 234H92V236H95V239H97V241L94 239V238H91V240L90 241H88V242H90V243H92L93 241L92 240H94V244H97V246L96 245H94V246H96L95 247V249L93 250V248H88V247H86L85 249H83L84 248V246L83 245H85V244H82V250H84V251H81V252H84L83 253V255H84V259L82 260L83 262H82V264H105V263H107V264H117V263H120V264H130L129 262H128V260H130V258L132 257V256H134V257H138V255H139V257H140V261H142V260H144V262H146V260H147V258H148V260L149 261H151L152 262V260H150V259H156V260H154L155 262H156V264L158 263V264H187L188 262H187V260L189 259V257H188V254H189V256L190 255H192L193 253H191L192 251H194V250H197L198 248L200 249L201 247L204 249V248H207L208 250H205V251H208V253H207V255L209 254H211L210 256H212V258H218L219 256H221V255H224L225 256V254L227 255V254H229L230 253V250L231 251H233L232 249H229V253H227L228 252V248L229 247H231V246H229L232 242H234V240L233 241H231L230 239H235V241L238 243L239 242V244H241L242 245V247H240V246H238L239 248H249V247H252V246H254V243L256 242V241H258V239L260 238V239H263L262 237H261V231H264L263 230V228L261 227V230H259L260 232H256V231H253V230H257V229H254V227H252L253 226V224H254V222H258V224L259 223H261V222H263V220H264V214H262V217H263V219L262 220H260L259 219V216L261 215H259V212H255V214H249V215H246V209H248V210H250V208H252L253 210H252V212H254V209L255 210H261V209H263V211H260V212H262V213H264V182L263 183H260L259 181L258 182H256V184H255V182L253 183L254 185L253 186H251V185H249L247 182L249 181H246V185H248L251 189L249 190V189H247V190H249V191H251L252 189L255 191V192H253V191H251V192H253V196H254V193H256V192H258L257 194H259V196L257 195V198L256 199H253V200H255L254 202L255 203H253V202H251V201H247L246 202V200H248L249 198H248V196L247 195H245L244 197H246L247 199L244 201V198H242L243 196H234L232 193L234 192L233 190H235L234 188L232 189V191L233 192H231V186H233V184H229V183H231V181L229 182L228 180H226V181H228V182H221V183H224V184H221V186L220 187H222L223 186V188L221 189V191L220 190H218V192H220V193H218L219 194V196H218V198H213V196H212V194L210 195V196H212V198L213 199H218L217 201H218V203L220 204V203H224L223 205H225V206H227V207H229L230 209L228 210V211H226L227 209H225V211H223V210H221V212H222V214H220L219 213V211L217 212V210H216V212H217V215H213V216H215V218H219V219H221V222H220V224H223V225H226V222L228 221L230 224L232 223H234L233 224V226L235 225V228L232 226H230L229 225V223L226 225V226H228L229 225V227L228 228H230V231H228L229 229H227V231L228 232H230V233H225V234H227L226 235V237H224L223 236V234H221V233H223V232H221V230H220V237H222V238H220L218 235H216V234H214V233H209V234H207L208 235V238L206 239V241H204L205 239L204 238H202L201 240H203L202 242L200 241L199 243H197V240H199L200 239V237L203 235V234H201V236H197V235H199V233L198 232H201L202 233V231L204 230L205 232L207 231V233L208 232H210L212 229H214V226H216L217 224H215V223H218L217 221H219V220H217V219H215V220H217L216 222H214L212 219H209V220H211L212 222H214V223H212L211 224V227H210V223L209 222H211V221H206L207 223H209V228L211 229L210 231H208V230H206V227H208V225L207 226H205V229H204V226L202 225V222H201V220H208L207 219V217H208V215H209V208H208V202H210V200H209V198L207 199L206 197H204V196H206V195H203V194H205V193H207L208 194V191H210L211 189H213V190H215L214 188H213V186L211 187V185H213V183L210 185V186H204V188L203 189H201L202 191H200V189L198 190V191H196L197 193L196 194H185L186 196H188L189 195V198H188V200H186L187 198H185V201H183V203L184 204H182V201H181V203H180V207H178L177 208V205L176 204H174V203H172V204H174L175 206H173L172 205V207L174 208L173 209V211L175 210V214L174 213H172V212H169L168 210H167V212H168V215H170V216H168L167 215V213H166V216H164L165 218L168 216L169 217V219L168 218H166V220H165V218L163 217V219L165 220H162V217L160 216V215H158L159 214V211L157 212V211H155L154 209H156L157 208V206H152V203H149V205H148V202H147V205H146V207H148V210H146V208L144 209V208H142V207H144V206H142V203H141V205H136L135 204V206H133V204L131 205V203H129V205H128V202L127 201H122V200H125V199H123V197L122 196H119V197H121L122 198V200H120V201H122V203L124 202V203H126L127 202V206H125V205H122V207L123 206H125V208H126V210L124 209V207H123V209H124V211L123 212H120V213H122V214H120V215H116V213H117V210H116V206L114 205L115 203H114V197H116V195L118 194L119 195V192L117 193V194H115V196H113V188H115V187H110L109 186V183L107 182V178H105L104 177V175H103V172H101V176H98L97 177V175L99 174V172H98V174L97 175H95L96 177L94 178V180L96 181L95 183H92L93 182V176L90 174L89 175V177H87V174H88V169H89V166L91 167V166H93V167H91V168H95L96 166L95 165H93V164H98V165H102L103 166V168L104 169H106V166L105 165H103L104 163L105 164H107L108 162L107 161H109L108 159L110 158V160L111 161H109V163L110 162H112L111 163V165H112V167L111 168H113L114 170H116L117 172L119 171V173L121 172V173H123V171H125L126 170V168H127V170H129V171H131L132 170V172H130V176H133L134 178H138L139 179V181H138V184H139V186L142 184V182L144 181L145 182V179L146 178H152L153 179V181L155 180V182H153L150 186V188L148 189V190H150L149 192L151 193H149V195L151 196H153L155 193H157V191H158V187H159V185L161 184V186L160 187H162L163 186V188L165 189V188H167V186H169V185H162L163 183H165L166 181H163V180H165V179H161L162 178V176H159L158 177V173H157V167H156V170H152V169H155L154 167H155V165L159 162V160L160 161H169V163L171 164L170 166L172 167V172L174 171V169L176 168V167H180L181 165H178L179 164V161H181V160H179L180 158L183 160V157H184V154H182V153H187V154H189L188 152H184V150L181 152V153H178L177 151H178V148H175L173 145L175 144V143H177V140H179V139H176L175 138V140L173 139V140H171V141H169L170 139L168 138V139H164L163 140V138H162V142H158V144H155V143H157V141L159 140V138H158V140L156 141H151V140H148L147 141V143L149 144V141H150V143H152V142H155L154 143V145H146L145 144V141H141L140 142V139H142V137H140V136H137V139L139 138V144H138V142H137V144H136V142L134 143V144H132V142H130L128 139L130 138H127V136L126 135H124V134H120L119 135V137L118 138H116L115 136V138L114 137H111V134H110V132H107V131H110L111 129H108V130H106V128H107V126L109 125V122H110V120H109V122H108V125H107V123H105L107 120H108V118L107 117H109V118H112V119H115V118H113V115H111V113H109L108 111V109L106 108V106H105V108H104V105H105V103L106 102H104V101H102V100H104L103 99V97H102V99L100 98V97H98L97 98V96L95 97V98H97V99H94L96 102L98 101V103H97V107H96V109H98L97 111H96V109H95V112L98 114V115H95V118L94 119H92L91 118V120L88 118L87 120H86V122H81V123H79V125L77 126L78 127V129L79 128H82V127H84V129L82 128V129H80L79 131H80V133H79V131L78 130H74L73 132V134H75L76 133V138H75V136L72 134V132L70 133V137L72 138V139H69V140H71L69 143H70V145L71 144H73L74 146H72V148H74V150H75V153L77 154V156L76 155H74L75 156V158H74V156L72 157V159H70L69 157L72 155H70L68 158L70 159V161L69 162H73V163H75L76 161L78 162V166H80V168H74V166H72L71 165V167H73V169L72 168H70L69 170H71L72 169V173H69L68 171H67V169H65L66 167H68L69 168V165L68 166H66L67 165V161L66 160H69V159H66L67 158V156L66 155H64V149H52V147H53V144H56L57 142H58V140L60 139V138H62V136L63 135H66V134H64V130H66V128H65V124L64 123H67L66 121H67V116L69 115V114H66L67 112H65V110H66V108H70L71 107V109L73 110L74 108H75V110L76 111H78L77 110V108L75 107V105L76 104H78L79 103V105L78 106H80V103H81V108H85L84 107V105H82L83 104V102H82V100H84V99H86V95H84V96H86L85 98H82L83 96H80V95H82L83 94V92H85L86 91V88H83V90L85 89V91H83V92H81V93H79V90H80V88H81V86L82 87H85L86 85H89V77L91 76L90 75V71L89 70H93V69H90L89 67V70L88 69H86V67H84V65H88L89 63H91L92 61H93V57L91 58V62H89V60H88V62L89 63H87V59L88 58H86L85 59V57H84V52L86 51H84V47H92V46H95L94 48L96 49V50H94V51H96V53H97V50L99 51V46H100V49H101V52L102 53H99V57L97 56V58H99L98 60H102V59H105L106 58V56H108L107 55V53L106 52H108L109 51V49L113 46V47H115L116 45H118V44H114V43H116L117 41H119V42H122V41H124L125 39L127 40L128 38H130L131 36H129V35H131V34H127L126 33V31H129L128 29V27H126L127 25L125 24L126 22L125 21H128V20H123L122 18H120L119 19V21L118 22H114L115 24L116 23H118V25L116 26L115 24V26L117 27V28H115L114 26H113V28H115V29H111L110 28V26H109V24L107 25L105 22L106 21H108V18L110 19V18H112V17H109L110 15H112V14H110V12H111V8L108 10V8L106 7L107 6V3L108 2H110V0H107V2H106V0H30V2H33V3H35V5H36V7H37V9H36V7H34L35 8V10L37 11V13L35 12V10L34 9H32V4H30V2H28L29 0H23ZM99 1H102L103 3H99ZM126 1V0H125ZM132 1V0H131ZM136 1V0H135ZM145 1H148V0H145ZM144 1V2H145ZM151 1V0H150ZM149 1V2H150ZM153 1V0H152ZM155 1H157V0H155ZM161 1H163V0H161ZM161 1H160V3H161ZM164 1H166L164 4H160L159 5V3H151V4H148L147 5V2L146 3H144L143 5H140V4H138V5H136L135 4V8H138L137 9V12L136 11H134L133 13H134V17L133 18H131L130 19V22L128 23L129 24V26H138L139 27V31H138V27H137V32H141V31H145L146 32V36L148 37V38H151V37H155V39H156V41L155 42H157V46L159 47V48H163V50H164V53L163 54H167V55H169V56H171L172 54H170L171 53V49L170 48H168V42L170 41V43H172L171 42V37L173 36V35H175V33L176 32H178L179 30H176V29H179V28H177V26H178V24L180 25V26H185V25H187V24H189V23H191L192 21L194 22V18H195V23L196 22H204V20H198L201 16H205V15H208V14H210V10H211V8L213 7V6H216L218 9L220 8V7H224V9H226L227 10V6L229 7V4H232L233 2H235L236 3V0H212L213 2L212 3H215V5L213 4V6H212V4H210L212 7H210L209 8V5L208 6H206L205 7V5L209 2V0H164ZM211 1V0H210ZM20 2V1H19ZM112 2H114V1H112ZM111 2V3H112ZM122 2V1H121ZM133 2H134V0H133ZM158 2V1H157ZM172 2H174L175 4H177L176 5V7L175 6H173V5H171V6H173V8H174V10L172 9L171 11L173 12L174 11V14L172 15V14H170L169 16H171L172 15V17H169V16H167V14H165V16H167V19H168V17H169V19L168 20H165V21H163L164 23H160L159 22V20H163V17H164V15H163V17L161 16V17H159L158 18V16H160L161 14H163L162 13V11L164 12V8H163V5H165L164 7H166V5L167 4H173ZM200 2V3H199ZM8 3V2H7ZM9 3H11V2H9ZM17 3V2H16ZM15 2H14V4H16ZM20 3H22V1L20 2ZM20 3H17L19 6H23L24 4L22 3L21 5H20ZM99 3V4H98ZM116 4H119L118 3V0L115 2ZM122 3H124V2H122ZM142 3V2H141ZM163 3V2H162ZM198 3L200 4V8H198ZM210 3V2H209ZM6 4V3H5ZM2 5V4H0V7L2 8V7H4V9H5V7H7L6 5ZM129 4V3H128ZM2 5V6H1ZM8 5V4H7ZM13 4H10V6H12ZM32 5V6H31ZM156 5V6H155ZM227 5V6H226ZM9 6V5H8ZM113 6V5H112ZM127 6H129L130 7V5H127ZM170 6V5H169ZM170 6V7H171ZM202 6V7H201ZM226 6V7H225ZM18 7V6H17ZM25 7V6H24ZM108 7H110V4H108ZM116 6L114 5V8H115ZM118 7V6H117ZM0 8V9H1ZM9 8V7H8ZM8 8H6L8 11H9V9ZM125 8V7H124ZM144 8H147L146 10L148 11V12H146V10H144ZM163 8V9H162ZM209 8V9H208ZM215 8V7H214ZM212 9V10H215V9ZM4 9H1L0 10V12H2V13H4V15L5 14H7L6 15V17L3 15V14H1V16L3 17V19L5 18H7V16H8V14H9V12H11L12 11V8H11V10L8 12L7 10H6V12L4 11ZM14 9H15V7H14ZM113 9V8H112ZM117 9H120V8H117ZM117 9H115L116 11H117ZM131 8H129V10H130ZM165 9H167V8H165ZM168 9H170V8H168ZM16 10V9H15ZM19 10H21V9H18V13H20V11ZM24 10V9H23ZM23 10H22V12H23ZM30 10H31V12H30ZM32 10H34V12L33 13H36V17L34 16V15H32ZM135 10V9H134ZM230 10H232V9H229V13H230ZM108 13H106V12ZM120 11H122V10H120ZM126 11L127 12H129L128 11V8L126 7ZM133 11V9H131V11L129 12V13H126L127 15L129 14V17H131L130 15L132 14L131 12ZM146 12L147 14H145L144 16H142V18L140 17L141 15L140 14H142L143 15V13L144 12ZM167 11V10H166ZM216 11H217V9H216ZM222 11V10H221ZM220 11V12H221ZM225 11V10H224ZM122 12H125V11H122ZM121 12V13H122ZM143 12V13H142ZM168 12H170V10L168 11ZM171 12V13H172ZM218 12V11H217ZM12 13V12H11ZM27 13V14H26ZM104 13H105V16H106V18L105 17H103L104 16ZM131 13V14H130ZM140 15H138V14ZM212 13H214V12H212ZM219 13V12H218ZM15 14V16H18V14H16V13H14ZM113 14H114V12H113ZM124 14V13H123ZM216 14V13H215ZM221 14V13H220ZM225 14V13H224ZM118 15H121V14H119L118 12H117V16L116 15H113V16H115V17H117L118 18ZM125 15V14H124ZM228 14H226L225 15V17H223V15H221L220 17H223V18H226V16H227ZM0 16V17H1ZM12 16V15H11ZM123 16V15H122ZM1 17V18H2ZM196 17H198V18H196ZM211 17H213V15L211 16ZM210 17V18H211ZM0 18V19H1ZM17 19H19V16L18 17H16ZM103 18V19H102ZM141 18V19H140ZM204 17H202V19H203ZM205 18H206V16H205ZM209 18V17H208ZM218 18V17H217ZM14 19V18H13ZM21 19V18H20ZM126 19H128V17L126 18ZM159 19V20H158ZM192 19V20H191ZM2 20V19H1ZM101 20H105V22L104 21H102V22H104L103 24H106V26L108 27L109 26V31H107L106 33H104V31L102 32L101 30V24L99 23ZM114 19H112V21H113ZM116 21H117V19H115ZM189 20H191V21H189ZM223 19L221 18L220 19V21L221 22H223L222 21ZM5 21V20H4ZM7 21V23H8V20H6ZM5 21V22H6ZM15 22L16 21V19L15 20H11V18H10V22L12 23V22ZM112 21H110V22H112ZM188 21H189V23H188ZM219 21V22H220ZM5 22H4V24H5ZM17 22H18V20H17ZM17 22L15 23V25H16V27H17ZM20 22H22V20L20 21ZM207 22V21H206ZM218 22V23H219ZM108 23V22H107ZM175 23L177 24V26L175 27L174 26V28H173V25H175ZM3 24V25H4ZM99 24V25H98ZM102 24V25H103ZM112 23H110V25H111ZM217 24V23H216ZM8 25V24H7ZM15 25H14V27H15ZM189 25H192V24H189ZM199 25V24H198ZM29 26V25H28ZM112 26V25H111ZM193 26H194V23H193ZM199 26H201V24L199 25ZM212 26V25H211ZM219 26V25H218ZM263 26V25H262ZM262 26H259V27H261V29L263 28ZM0 27H2V25L0 24ZM4 27V26H3ZM2 27V28H3ZM21 27H22V24H21ZM105 28V26H102V28ZM6 28V27H5ZM30 28V29H29ZM141 28H142V30H141ZM185 28H188L187 26L185 27ZM185 28H182L183 30V33H185L184 32V29ZM18 29V28H17ZM17 29H11V30H14V32L17 30ZM23 28H22V30H24ZM108 29V28H107ZM111 29V30H110ZM172 29V30H171ZM176 30L175 31V33L173 34V31L174 30ZM189 29V28H188ZM187 29V30H188ZM196 29V28H195ZM199 29V27H197V32L199 31L198 30ZM218 29V28H217ZM21 30V29H20ZM104 30H106V29H104ZM172 32H171V31ZM187 30H185V31H187ZM193 30H194V28H192L191 30H188L189 32L191 31V32H193ZM219 30V29H218ZM1 31V30H0ZM7 31V30H6ZM134 31V30H133ZM132 31V32H133ZM182 31H180L179 32V34H177L178 36L182 33ZM14 32H11V33H13L12 34V36H14V38L17 40V37H16V33L14 34ZM18 34L20 33L18 30L16 31ZM27 32V33H26ZM33 32V33H32ZM42 32H44V33H42ZM98 32V33H97ZM135 32V31H134ZM136 32V34H134L135 36L138 34ZM188 32V33H189ZM190 32V33H191ZM214 32V31H213ZM260 32V31H259ZM1 33V32H0ZM7 34L8 32H5V29H4V31H2V34ZM95 33H97L96 34V36L98 35V37H96V38H94V36H91V35H93V34H95ZM101 33H103L104 34V36L102 37V39L100 38L101 36L100 35H103V34H101ZM131 33V32H130ZM217 33V32H216ZM3 34V35H4ZM144 34V33H143ZM200 34H201V30H200ZM242 34V33H241ZM187 35H189V39H190V34H187ZM193 35H194V33H193ZM192 35V36H193ZM195 35H196V33H195ZM195 35H194V37H195ZM5 36V35H4ZM8 36V35H7ZM5 37V38H8V37ZM21 36H23V35H21ZM42 36V38H40V37ZM119 36H122V38L120 39V40H117L116 41V37L118 38ZM135 36H133V37H135ZM139 39H142V36H141V34H139ZM181 36V35H180ZM211 36V35H210ZM213 36V35H212ZM242 36V35H241ZM32 37V36H31ZM145 37V36H144ZM174 38L176 37V35L175 36H173ZM173 37H172V39H173ZM11 38V37H10ZM13 38V37H12ZM12 38H11V40H12ZM13 38V39H14ZM21 38L22 37H20L19 39L21 40ZM23 38V39H24ZM98 38V39H97ZM123 38H125L124 40H122ZM146 38V37H145ZM178 37H176L175 39H177ZM180 38V37H179ZM187 37H185V39H186ZM187 38V39H188ZM202 38V37H201ZM209 38V37H208ZM241 38V37H240ZM0 39H2L1 38V35H0ZM18 39V40H19ZM28 39V38H27ZM26 39V40H27ZM30 39V38H29ZM33 39V38H32ZM82 39V40H81ZM138 38H136L135 37V42H137V40H139ZM185 39H183V40H185ZM196 39H197V37H196ZM17 40V41H18ZM113 40V41H112ZM198 40V39H197ZM209 40H211V39H209ZM2 41V40H1ZM1 41H0V49L2 50L3 49V46H5V44H1ZM6 41V40H5ZM32 41V40H31ZM30 41V43H29V41H28V43L30 44V45H32V46H34V43H32ZM36 41V40H35ZM95 41H98V42H95ZM115 41V42H114ZM127 41H128V44H126L127 43ZM127 41H125L124 43H122V44H124L123 46H125V48L127 47V50H128V48L130 49V51L129 52H127V53H130V52H133L134 54H135V52L136 53H138V55L140 54L141 55V53L138 51V49L139 48H141V47H139V45L141 44L140 43V41L138 42V43H133V41H131V38H130V40H127ZM131 41V42H130ZM174 41H178V40H174ZM241 41V40H240ZM244 42L246 41V40H243ZM260 40H258V42H259ZM2 42H4V41H2ZM21 42H23V41H21ZM27 42V41H26ZM82 42H84V46L82 45ZM105 42H106V44H105ZM113 42V43H112ZM179 42H180V40H179ZM190 42V41H189ZM199 42H203V41H199ZM198 42V43H199ZM254 42H256V41H254ZM8 43V42H7ZM11 43V42H10ZM18 43H20V41L18 42ZM27 43V45H29ZM95 43H100V44H98V45H95ZM103 43V44H102ZM111 43L113 44V45H111ZM144 43V42H143ZM142 43V44H143ZM177 43V42H176ZM186 43V42H185ZM196 43V42H195ZM194 43V45H197V44H195ZM220 43H222V42H220ZM223 43H224V41H223ZM260 43V42H259ZM9 44V43H8ZM21 44H23V43H21ZM21 44H19V46L21 45ZM134 44V45H133ZM141 44V45H142ZM174 44V43H173ZM200 44V43H199ZM1 45H2V47H1ZM18 45V44H17ZM23 45H25V44H23ZM29 45V46H30ZM37 45V44H36ZM36 45L34 46L35 48H36ZM40 45V44H39ZM111 45V47H109V46ZM115 45V46H114ZM128 45V46H127ZM170 45V44H169ZM189 45V44H188ZM204 46H205V44H203ZM219 45V44H218ZM261 45V44H260ZM259 45V46H260ZM18 46V47H19ZM28 46V47H29ZM31 46V47H32ZM133 46H136V47H133ZM177 46H180V45H177ZM201 46V45H200ZM255 46V45H254ZM6 47V46H5ZM21 47V46H20ZM50 47V48H49ZM51 47H52V51H50V49H51ZM172 47V46H171ZM175 47V46H174ZM189 47H191V46H189ZM7 48V47H6ZM5 48V49H6ZM10 48L12 49V48H14L13 46L11 47L10 46ZM38 48V47H37ZM41 48V47H40ZM93 48V49H94ZM123 48V47H122ZM192 48V47H191ZM207 48V47H206ZM225 48V47H224ZM260 48H261V46H260ZM259 48V50L261 51L262 49H260ZM5 49H3V51L5 50ZM24 49H28L27 48V46H26V48L24 47ZM42 49V48H41ZM40 49V50H41ZM106 49V50H105ZM142 49H144L145 50V48H143V46H142ZM141 49V50H142ZM257 49V48H256ZM0 50V51H1ZM13 50V49H12ZM11 50V51H12ZM20 50H21V48H20ZM23 50V49H22ZM29 50V49H28ZM39 50V51H40ZM43 50V51H44ZM91 49H89L88 51H90ZM113 50V49H112ZM126 50V51H127ZM143 50V51H144ZM160 50V49H159ZM171 50V51H170ZM176 50V49H175ZM174 50V51H175ZM180 50V49H179ZM182 50V49H181ZM193 50V49H192ZM203 49H201V51H202ZM218 50V49H217ZM264 50V49H263ZM14 51H16V50H14ZM26 51V50H25ZM48 51V50H47ZM88 51H87V53H88ZM142 51V53H144ZM204 51H206L205 49H204ZM220 50H218V52H219ZM257 51V53H259L258 52V49L256 50ZM24 52V51H23ZM35 52H37V51H34V55H36V54H38V53H36L35 54ZM67 52H68V50H67ZM91 52V51H90ZM89 52V53H90ZM145 52H147L146 50H145ZM160 52V51H159ZM194 52V51H193ZM198 52V51H197ZM197 52H195V53H197ZM264 52V51H263ZM4 53V52H3ZM6 53V52H5ZM13 53V52H12ZM41 53H42V51H41ZM44 53V52H43ZM44 53V54H45ZM86 53V55H88ZM110 53H111V49H110V51H109V55H110ZM123 53H125V50H124V52ZM126 53V54H127ZM182 53H184L183 51H182ZM181 53V54H182ZM192 53V52H191ZM199 53H200V50H199ZM198 53V54H199ZM204 53V52H203ZM209 53V52H208ZM8 54H9V52H8ZM8 54H6L7 56H9ZM18 54V53H17ZM101 54V55H100ZM103 54V55H102ZM105 54V55H104ZM131 54V53H130ZM186 54V53H185ZM185 54H184V56L183 57H185ZM210 54V53H209ZM212 54V53H211ZM216 54V53H215ZM262 54V53H261ZM0 55H2L3 56V54L2 53H0ZM5 55V56H6ZM14 55V54H13ZM34 55H32V56H34ZM91 55V54H90ZM93 55H94V52H93ZM94 55V60H97V58H96V56ZM125 55V54H124ZM128 55V54H127ZM126 55V58H125V60H124V62H126L127 63V60H128V65H130V62L129 61H131V59H130V57H128ZM136 55V54H135ZM145 55V54H144ZM143 54L140 56V57H138V59H137V61L135 62L136 64L135 65H138V67L141 65H144V64H147V63H145L146 62V56H144ZM192 55H193V53H192ZM196 55V54H195ZM194 55V56H195ZM260 55V54H259ZM11 56V55H10ZM9 56V57H10ZM37 56V55H36ZM35 56V57H36ZM40 56V55H39ZM53 56H51V58H50V60L52 59V57ZM64 56V55H63ZM66 56H68V55H66ZM69 56H71V54H69ZM132 56H134V55H132ZM165 56V55H164ZM168 56V58L170 59L171 57H169ZM199 56V55H198ZM198 56H196V59L198 58ZM214 56V55H213ZM258 56V55H257ZM14 57H15V55H14ZM88 57H90L89 55H88ZM100 57H104V58H100ZM167 57V56H166ZM174 57V56H173ZM193 56H191V58H192ZM212 57V56H211ZM260 57V56H259ZM3 59H4V57H2ZM29 58V57H28ZM32 58H34V57H32ZM37 58V62H38V57H36ZM40 58H41V56H40ZM43 58H46V57H43ZM108 58H110V56L109 57H107L105 60H102V63L103 62H105V61H108ZM148 58V57H147ZM176 58H178V56L176 57ZM217 58H219V57H216V59ZM224 58V57H223ZM262 58V57H261ZM264 58V57H263ZM11 59H12V57H11ZM29 59H31V58H29ZM47 59H48V57H47ZM64 60H65V58H63ZM62 59V60H63ZM163 59V58H162ZM167 59V58H166ZM179 59H180V57H179ZM213 59H214V57H213ZM34 60V62H35V59H33ZM41 60V59H40ZM62 60L61 61H58V62H62ZM68 60V59H67ZM95 61V62H101V61ZM260 60V59H259ZM4 61V60H3ZM8 61H9V59H8ZM29 61V60H28ZM31 61V60H30ZM44 61H46V62H49V60H44ZM43 61V62H44ZM52 61V60H51ZM55 61H57L56 59H55ZM72 61H74V62H72ZM148 61V60H147ZM167 62H169L168 61V59L166 60ZM192 61H193V59H192ZM205 61L206 60H202V61H200V62H204V64H205ZM219 61H220V59H219ZM223 61V60H222ZM221 61V62H222ZM9 62H11V61H9ZM32 62V61H31ZM66 62V61H65ZM65 62L63 63L62 62V64H63V66H64V64H65ZM178 62H180V61H178ZM5 63V62H4ZM33 63V62H32ZM40 63V64H39ZM42 62H38V65H37V63L35 62V65L36 66H39V67H37L38 68V70L40 69V67L43 65V64H41ZM68 63H69V61H68ZM102 63H99L100 65H99V68H101L100 66H102L101 64ZM108 63V62H107ZM126 63L124 64V65H120L119 67H118V65H115V64H112V66H111V64H110V66L112 67V68H115V72L118 74V73H122L123 74V72H122V70L123 69H125L126 68ZM166 62H164V68H165V64ZM191 63H193V62H191ZM206 63H207V61H206ZM216 63H218V62H216ZM225 63V62H224ZM263 63V62H262ZM0 64H2V63H0ZM34 64V63H33ZM45 64V63H44ZM49 64H51V63H49ZM60 64V63H59ZM59 64H57V65H59ZM91 64H93V63H91ZM171 64H172V62H171ZM176 64V63H175ZM180 64H181V62H180ZM179 64V65H180ZM183 64V63H182ZM194 64H196V63H194ZM222 64V63H221ZM3 65V64H2ZM1 65V66H2ZM65 65H67V64H65ZM71 65H70V67H71ZM76 65V64H75ZM93 65H97L96 63H94ZM92 65V66H93ZM104 65V64H103ZM169 65V64H168ZM168 65H166V70L169 68H167V66ZM173 65V64H172ZM176 65H178V63L176 64ZM193 65V64H192ZM191 65V66H192ZM197 65V64H196ZM211 65H212V62H211ZM218 65V64H217ZM47 66V65H46ZM46 66H43V68H45ZM56 66V65H55ZM54 66V67H55ZM74 66V65H73ZM77 66V65H76ZM76 66H74V67H76ZM108 66V65H107ZM106 66V67H107ZM216 66V65H215ZM229 66V65H228ZM48 67V66H47ZM51 67V66H50ZM69 67V68H70ZM91 67V66H90ZM94 67V66H93ZM170 67H172L171 65H170ZM176 67V66H175ZM188 67L190 68V65L188 64ZM196 67V66H195ZM201 67V66H200ZM214 67V66H213ZM217 67H219V66H217ZM217 67H215V68H217ZM230 67V66H229ZM228 67V68H229ZM3 68V67H2ZM36 68V69H37ZM56 68H57V66H56ZM72 68V67H71ZM129 68V67H128ZM127 68V70L128 71H130L129 69ZM173 68V67H172ZM191 68H194L193 66L191 67ZM190 68V69H191ZM197 68H199L198 67V65H197ZM203 68V64H202V67L201 68H199L200 70ZM205 68V67H204ZM209 68H210V66H209ZM58 69H59V72L58 71H56V73L54 74V75H56V74H62L63 75V72H64V70H60V68H59V66H58ZM57 69V70H58ZM62 69V68H61ZM101 69H103V68H101ZM106 69V68H105ZM122 69V70H121ZM170 70H172L171 68H169ZM176 69V68H175ZM206 69H207V67H206ZM206 69H204V72L206 71ZM219 69H220V67H219ZM227 69V68H226ZM4 72H5V70L4 69H2ZM35 70V69H34ZM94 70H97L96 68L94 69ZM120 70H121V72H120ZM170 70H169V72H170ZM173 70H174V68H173ZM193 70V69H192ZM199 70V71H200ZM210 70H212L211 68H210ZM217 69H215L214 71H216ZM229 70V69H228ZM3 71H2V73H3ZM44 71V70H43ZM47 71H48V69H47ZM50 71V70H49ZM53 71V70H52ZM71 71H75V69H72ZM101 71V70H100ZM99 71V72H100ZM165 71V70H164ZM163 71V72H164ZM194 71H196V70H194ZM208 71V70H207ZM40 72H42V70H40ZM45 72V71H44ZM132 72V71H131ZM131 72H130V74H131ZM209 72V71H208ZM207 72V73H208ZM210 72H212V71H210ZM225 72V71H224ZM35 73H36V71H35ZM72 73V72H71ZM92 73V72H91ZM104 73V72H103ZM124 73H126V72H124ZM160 73H162V72H160ZM165 73V72H164ZM170 73H172V71L170 72ZM177 73V72H176ZM196 74H197V72H195ZM202 73V72H201ZM217 73V72H216ZM238 73V72H237ZM5 74V73H4ZM7 74V73H6ZM16 74V73H15ZM26 74V73H25ZM37 74V73H36ZM51 74H53L52 72H51ZM68 74V73H67ZM127 74H129V72L127 73ZM137 74V73H136ZM173 74H174V72H173ZM193 74H194V72H193ZM27 75H29V74H27ZM26 75V76H27ZM40 75H43V74H39V76ZM53 75V76H54ZM70 75V74H69ZM69 75H65V76H69ZM90 75V76H89ZM93 75V74H92ZM175 75V74H174ZM173 75V76H174ZM177 75H178V73H177ZM213 75H214V73H213ZM227 78H226V80L227 81H224L223 80V82L224 83H228L229 84V82H231V80L229 81V77H231V75L233 76L234 75V73L232 74L231 73V75H230V72H228L227 71ZM225 75V76H226ZM237 74H235V76H236ZM240 75V74H239ZM20 76V75H19ZM32 76V75H31ZM46 76V75H45ZM51 76V75H50ZM95 76V75H94ZM121 76V75H120ZM131 76V77H130ZM129 77H127L129 80L130 79H132L133 80V82L130 80H127L126 82L128 83V81L129 82H131V87H132V84L134 85V81H136V79H138V75H135V73H133V75H130ZM180 76V75H179ZM202 76V75H201ZM201 76H197V77H201ZM203 76H205L204 74H203ZM218 76V75H217ZM219 76H220V74H219ZM224 76V75H223ZM222 76V77H223ZM243 76V75H242ZM16 77V76H15ZM32 77H34V76H32ZM38 77V76H37ZM36 77V78H37ZM41 77H43V76H41ZM41 77H40V79H41ZM46 77H48L47 79H49V75L48 76H46ZM52 77V76H51ZM57 77V76H56ZM61 77V75H59V77L58 78H55V79H53V81L55 80L56 81V79L58 80L59 78ZM105 77V76H104ZM122 77V76H121ZM177 77V76H176ZM175 77V78H176ZM186 77V76H185ZM211 77H212V75H211ZM215 78H216V80H217V77L216 76H214ZM239 77H241V76H239ZM3 78H4V80H6V78H8V77H5V76H3ZM2 78V79H3ZM19 78V77H18ZM45 78V77H44ZM126 78V77H125ZM156 78V77H155ZM178 78V77H177ZM213 78V77H212ZM219 78V77H218ZM224 78V77H223ZM233 78H235L234 76H233ZM9 79H11L10 77H9ZM8 79V80H9ZM17 79V78H16ZM35 79V78H34ZM51 79V78H50ZM49 79V80H50ZM108 79H109V77H108ZM173 80H172V82L174 81V78H172ZM184 79V78H183ZM189 79V78H188ZM187 79V80H188ZM194 79V78H193ZM202 79V78H201ZM211 79V78H210ZM232 79V78H231ZM241 79H243L242 77H241ZM250 79V78H249ZM7 80V81H8ZM13 80V79H12ZM15 80V79H14ZM30 80H33V79H31L30 78ZM94 80H95V78H94ZM97 80V79H96ZM179 80V78L177 79V81ZM185 80V79H184ZM183 80V81H184ZM222 80V79H221ZM233 80V79H232ZM237 80H239V79H237ZM236 80V81H237ZM244 80V79H243ZM252 80V79H251ZM264 80V79H263ZM1 81V80H0ZM39 81H41V80H39ZM45 81V80H44ZM47 81V80H46ZM52 81V82H53ZM98 81V80H97ZM194 81V80H193ZM199 81V80H198ZM208 81H210V80H208ZM207 81V82H208ZM212 81H213V79H212ZM211 81V82H212ZM239 81H242V80H239ZM10 82V81H9ZM33 82H35V81H33ZM36 82H37V80H36ZM36 82H35V84H36ZM41 82H43V81H41ZM106 82H107V80H106ZM106 82H105V84H106ZM110 81L108 80V83H109ZM111 82H112V80H111ZM116 82V81H115ZM123 82H125V80H122V83ZM154 82H155V79H154ZM154 82H153V85H154ZM195 82V81H194ZM200 82V81H199ZM210 82V83H211ZM216 82H218V81H216ZM216 82H213V83H216ZM222 82V81H221ZM233 82H234V80H233ZM5 83V82H4ZM7 83V82H6ZM5 83V84H6ZM11 83H13V82H11ZM11 83H9V87H10V85H11ZM43 83H45V82H43ZM47 83V82H46ZM56 83V82H55ZM149 83V82H148ZM151 83H152V81H151ZM179 83V82H178ZM182 83V82H181ZM181 83H180V85H181ZM185 83V84H184ZM183 84L184 85H188V83L186 84V82H184ZM197 83V82H196ZM209 83V82H208ZM246 83H248L247 82V80H246ZM260 83H261V81H260ZM2 84H3V82H2ZM1 84V86H3ZM31 84H32V82H31ZM48 84V83H47ZM61 84V83H60ZM82 84V85H81ZM118 83H116V85H117ZM126 84V83H125ZM150 84V83H149ZM182 84V85H183ZM199 84V83H198ZM198 84H196V85H198ZM217 84V83H216ZM221 84V83H220ZM234 84V83H233ZM241 84V83H240ZM253 84V83H252ZM256 85H260L259 83H257V81H256V83H255ZM254 84V85H255ZM262 84V86H263V84L264 83H261ZM7 85V84H6ZM81 85V86H80ZM106 85H111V84H106ZM105 85V86H106ZM129 85V83L126 85V87ZM129 85V86H130ZM150 85H152V84H150ZM152 85V86H153ZM202 85V84H201ZM204 85H207V83H206V81H205V84ZM209 85V84H208ZM226 85V84H225ZM238 85V84H237ZM236 85V86H237ZM245 85V84H244ZM249 85V84H248ZM0 86V87H1ZM38 86H40L39 85V82H38ZM45 86H46V84H45ZM51 86V85H50ZM49 86V87H50ZM95 86V85H94ZM119 86V85H118ZM147 86H148V84H147ZM151 86V87H152ZM193 86V85H192ZM210 86V85H209ZM212 86V85H211ZM222 86H223V84H222ZM227 86V85H226ZM239 86V85H238ZM243 86V85H242ZM242 86H240V87H242ZM246 86V85H245ZM41 87H44V85H42ZM100 87V86H99ZM107 87V86H106ZM180 87V86H179ZM185 87V86H184ZM190 86H188V88H189ZM202 87V86H201ZM218 87V86H217ZM228 87H230V86H228ZM233 87V86H232ZM231 87V88H232ZM239 87V88H240ZM259 86H257V88H258ZM264 87V86H263ZM262 87V88H263ZM2 89H5L6 87L5 86H3V87H1ZM11 88V87H10ZM30 88V87H29ZM33 88V87H32ZM32 88H30V89H32ZM35 88V87H34ZM37 88V87H36ZM53 87H51L50 89H52ZM93 88V87H92ZM97 88V87H96ZM101 88H103V84H102V86L100 87V89ZM105 88V87H104ZM103 88V89H104ZM146 88V89H145ZM187 88V87H186ZM206 88V87H205ZM209 88V87H208ZM213 88V87H212ZM222 88V87H221ZM235 88V87H234ZM243 88V87H242ZM255 88H256V86H255ZM26 89H27V87H26ZM44 89V88H43ZM55 89H53V90H55ZM95 89V88H94ZM94 89H93V93H94ZM109 89V88H108ZM108 89H107V91H108ZM117 89V88H116ZM123 89V88H122ZM128 89V88H127ZM145 89V90H144ZM144 91H142V93L144 92V93H146V92H148L149 91V87H146V85L144 86ZM152 89V88H151ZM191 89V88H190ZM204 89V88H203ZM218 90H219V88H217ZM225 89H227L226 87H225ZM237 89H238V87H237ZM245 89L246 88H244L243 90H244V92H245ZM249 89H251V88H249ZM259 89V88H258ZM13 90V88H11V90L10 91H12ZM25 90V89H24ZM24 90H23V92H24ZM33 90V89H32ZM31 90V91H32ZM40 90H42L41 88L39 89V91ZM46 90V89H45ZM90 90V89H89ZM97 90H99V88L97 89ZM102 90V89H101ZM117 90H119V89H117ZM184 90V89H183ZM198 90V89H197ZM240 90H241V88H240ZM257 90V89H256ZM262 90V89H261ZM9 91V89H8V92H10ZM15 91V90H14ZM26 91V90H25ZM28 92H26L25 94H27L26 95V99H27V97H28V95H30L29 94V90H27ZM35 91V90H34ZM33 91V92H34ZM50 91V92H51ZM96 91V90H95ZM114 91H115V89H114ZM201 90H199V92H200ZM208 91V90H207ZM228 91V90H227ZM235 91H237L236 89H235ZM242 91V90H241ZM259 91V90H258ZM23 92H21L23 95H24V93ZM49 92V93H50ZM96 92H99V91H96ZM101 92V91H100ZM99 92V94H101ZM106 92V91H105ZM105 92H103V93H105ZM109 92V91H108ZM116 92V91H115ZM115 92H111L112 94H107L106 96H108V95H111V97L112 98H115L117 95H116V93ZM118 92H120V90L118 91ZM125 94H124V96L123 97H125V95H126V93H128L127 92V90H126V92L125 91H123ZM183 92V91H182ZM184 92H186V93H184V95L186 94L187 96H184V98H187L189 95L190 96H192V97H194L193 96V94L192 93H187V91H185L184 90ZM190 92H191V90H190ZM193 93H194V95H195V92H196V90H194V91H192ZM205 92H206V89H205ZM205 92H202V93H205ZM223 92V91H222ZM263 93H264V91H262ZM32 93V92H31ZM46 93V92H45ZM79 93V94H78ZM93 93H92V95H93ZM102 93V94H103ZM115 93V94H114ZM221 93V92H220ZM236 93V92H235ZM238 93V92H237ZM236 93V94H237ZM261 93V92H260ZM262 93V94H263ZM9 94V93H8ZM22 94H20V96H19V98H21V95ZM39 94H41V95H43L42 94V92L41 93H38V96L40 97V95ZM47 94V93H46ZM85 94V93H84ZM87 94H89V92H87ZM98 94V95H99ZM115 96H114V95ZM120 94V93H119ZM129 94V93H128ZM127 94V95H128ZM189 94V95H188ZM198 94V93H197ZM200 94V93H199ZM206 94V93H205ZM231 94H233V93H231ZM253 94L254 95H257V94H255L254 93V91H253ZM253 94H252V96H253ZM2 95V94H1ZM0 95V96H1ZM22 95V96H23ZM34 95V94H33ZM35 95H36V93H35ZM91 95V94H90ZM96 95V94H95ZM126 95V96H127ZM201 95V94H200ZM37 96V99L39 100V97ZM46 96V95H45ZM47 96H48V94H47ZM72 96L73 97H75V99H73L72 98ZM94 96V95H93ZM92 96V97H93ZM99 96H101V95H99ZM120 97H121V95H119ZM197 96V95H196ZM224 96H226V95H224ZM223 96V97H224ZM229 96H230V93H229ZM236 95L234 94V96L233 97H235ZM238 96H239V93H238ZM258 96V95H257ZM260 96V95H259ZM262 96V95H261ZM260 96V97H261ZM264 96V95H263ZM2 97V96H1ZM7 96H5L4 98L2 97V98H0V99H4L5 100V98H6ZM8 97H10L9 99H10V101H9V103L10 104H12V99H11V96L10 95H8ZM33 97V96H32ZM36 97V96H35ZM34 97V98H35ZM43 97H44V95H43ZM49 97V96H48ZM65 99H64V98ZM90 97V96H89ZM119 97V98H120ZM122 97V98H123ZM219 97V96H218ZM232 97V98H233ZM256 97V96H255ZM254 96L252 97V98H255ZM19 98H16V99H19ZM29 98L30 99H28V100H30L28 103H30L31 102V97L29 96ZM57 98V99H58ZM82 98V99H81ZM112 98H109V101H115V99L113 100ZM117 98V97H116ZM126 98V97H125ZM179 98H181V96L179 97ZM190 99H192L191 97H189ZM214 98V100H218V102L217 101H215L214 103H218V104H214V106L215 107H217V105H219V107H220V105H222L221 106V108L223 107V108H225V104H224V100L222 99V97L220 98L219 97V99L218 98H216V96L215 97H213ZM242 98V97H241ZM249 98V97H248ZM7 99V98H6ZM8 99V100H9ZM43 99V98H42ZM45 99V98H44ZM72 99V100H71ZM118 99V98H117ZM189 99V100H190ZM194 99H195V97H194ZM250 99V98H249ZM256 99V98H255ZM255 99H252V100H249L248 101V103H247V106L249 107V108H251V109H255V106H256V108L258 109V107H257V104L259 103L258 101H257V99L255 100ZM3 100V101H4ZM19 100H21L22 101V99H19ZM19 100H17V101H19ZM33 100H35V99H33ZM74 100V101H73ZM91 101V102H93V103H95V101ZM108 100V97H107V99H106V101ZM185 100V99H184ZM197 100V99H196ZM227 100V99H226ZM232 100V99H231ZM230 100V101H231ZM234 100H235V98H234ZM3 101H1L0 100V104H4L3 103ZM37 101V100H36ZM51 101V102H50ZM57 101H60V102H57ZM72 101H73V104L71 105V103H72ZM84 101H86V100H84ZM110 102L111 104L113 103V102ZM122 101H125L126 102V99L124 100H122ZM193 101V100H192ZM236 101H237V98H236ZM239 101H240V98H239ZM239 101L237 102V105H240L239 104ZM261 101H264V100H261ZM260 101V102H261ZM6 102H8V101H6ZM5 102V103H6ZM14 103H15V101H13ZM23 102V101H22ZM38 102V101H37ZM76 102V103H75ZM121 102V101H120ZM226 102V101H225ZM233 102V101H232ZM258 102V103H257ZM9 103H8V105L7 106H10L9 105ZM228 103H229V101H228ZM231 103V102H230ZM243 103V102H242ZM242 103H241V105H242ZM257 103V104H256ZM23 104H25L24 102H23ZM23 104H21V108L20 109H22L23 108ZM31 104H32V102H31ZM33 104H35L34 102H33ZM116 104H117V102H116ZM121 104V103H120ZM260 104V103H259ZM261 104H263V103H261ZM17 105V104H16ZM41 105V104H40ZM44 105V104H43ZM71 105V106H70ZM93 105V104H92ZM106 105H108V104H106ZM127 107L129 108V105H128V102H127ZM192 105V104H191ZM194 105H196V104H194ZM193 105V106H194ZM230 105V104H229ZM228 105V106H229ZM237 105H234L235 107H237ZM240 105V106H241ZM12 106L14 107V105L12 104ZM18 107H19V105H17ZM26 106V105H25ZM25 106H24V109H25ZM28 106H29V104H28ZM39 106V105H38ZM72 106H74V108L72 107ZM94 106V105H93ZM118 106H119V103H118ZM118 106H117V109H118ZM227 106V107H228ZM231 106V105H230ZM246 106V105H245ZM6 107V106H5ZM13 107L11 108V109H13ZM30 108H31V106H29ZM34 107V106H33ZM86 107L88 108V106L86 105ZM91 107V106H90ZM232 107V106H231ZM1 108H4V107H1L0 106V123H1V125H3V123L5 122V124H6V114H5V112H4V110L2 111V109ZM8 108V107H7ZM6 108V109H7ZM53 108V109H52ZM80 108V107H79ZM86 108V109H87ZM119 108H121V107H119ZM218 108V107H217ZM246 108V107H245ZM259 108L261 109V106H259ZM17 109V108H16ZM34 109V111H36L35 110V107L33 108ZM36 109L38 110L39 109V107H36ZM41 109H44L45 110V108H43V106H42V108H40V111H42ZM52 109V110H51ZM64 109V110H63ZM70 109V110H71ZM92 109V108H91ZM107 109V114H109V115H106L105 113V115L103 114V111L105 112V110ZM110 109V108H109ZM232 109V108H231ZM251 109H250V111H251ZM264 109V108H263ZM15 110V109H14ZM14 110H11V111H14ZM27 110H30L31 111V109H28V107H27V109H25V111H26V113H25V115H27V117L29 116V118L31 117L30 116V114L31 113H33L34 111L32 110V112H30V111H28L27 112ZM62 110V111H61ZM89 110H90V108H89ZM101 110H103V111H101ZM115 110H116V105L114 106V112H115ZM119 110V109H118ZM117 110V111H118ZM124 110V109H123ZM179 110V109H178ZM190 110V109H189ZM216 110V109H215ZM217 110H219V108L217 109ZM222 110H224V109H221L219 112V116H218V118H219V120L221 121V122H227V121H229V119L231 118V119H233L232 117H233V115L234 114H232V112H230V113H228V114H226L225 113V110L224 111H222ZM232 110H234V109H232ZM242 110V108H240V110L239 111H241ZM249 110V109H248ZM252 110V111H253ZM6 111V110H5ZM8 111H10V109H8ZM16 111V110H15ZM18 111H19V109H18ZM17 111V112H18ZM21 111V110H20ZM67 111V110H66ZM75 111V112H76ZM79 111H81V110H79ZM86 111V110H85ZM88 111V110H87ZM120 111H122V110H120ZM119 111V112H120ZM191 111V110H190ZM236 111H238V110H236ZM244 111V110H243ZM262 111V110H261ZM1 112H3V113H1ZM53 112V113H52ZM89 112V111H88ZM91 112V111H90ZM93 112V111H92ZM94 112V113H95ZM113 112V113H114ZM119 112H117L118 114H119ZM186 112V111H185ZM189 112V111H188ZM213 112H214V109H213ZM212 112V113H213ZM242 112V111H241ZM254 112V111H253ZM257 112V111H256ZM9 113V112H8ZM14 113V112H13ZM22 113V112H21ZM21 113L19 112V114H18V117L19 116H21L22 118L23 117H25V115L24 116H22L21 115ZM23 113H24V111H23ZM39 114H40V116H41V114L42 113H40V112H38ZM73 113V115H74V112H72ZM77 113V112H76ZM87 113V112H86ZM85 113V114H86ZM112 113V114H113ZM123 113V112H122ZM128 113V112H127ZM182 113V112H181ZM233 113H235V110H234V112ZM249 113V112H248ZM262 113H263V111H262ZM3 114H4V116H3ZM17 114L15 115V116H17ZM38 114V115H39ZM44 114H45V111H44V113L42 114L43 115V118H44ZM71 114V113H70ZM90 114V113H89ZM114 114H116V113H114ZM125 114V113H124ZM178 113L176 112V115H177ZM190 114V113H189ZM236 114V113H235ZM258 114V113H257ZM8 115H10V117L12 116V115H14V114H12L11 115V113L10 114H8ZM38 115H36L37 116V118H35V115H33L31 118L32 119H29L28 118V120L29 121H26L27 122V124L28 123H30L31 125L30 126H32V124L33 123H35L36 121L34 120V119H37L38 120ZM72 115V114H71ZM72 115V116H73ZM75 115H77V114H75ZM79 115V114H78ZM120 115H121V113H120ZM123 115V114H122ZM188 115V114H187ZM194 115V114H193ZM231 115H232V117H231ZM245 115V114H244ZM259 115H260V113H259ZM85 115H83V117H84ZM86 116H87V114H86ZM93 117H94V115H92ZM91 116V117H92ZM112 116V117H111ZM116 116H117V114H116ZM127 116V115H126ZM179 115H177V116H175V117H178ZM186 116V115H185ZM190 117H191V115H189ZM216 116V115H215ZM234 116H236V115H234ZM238 116L240 117V115L238 114ZM249 116H251V115H249ZM248 116V117H249ZM252 116L254 117V114H252ZM4 117H5V119H4ZM9 117V116H8ZM17 117V118H18ZM20 117V118H21ZM42 117V116H41ZM79 117V116H78ZM77 117V118H78ZM82 117V118H83ZM88 117H90V115L88 116ZM115 117V116H114ZM118 118H119V116H117ZM121 117V116H120ZM123 117V116H122ZM121 117V118H122ZM128 117H129V115H128ZM174 116H173V118H175ZM237 117V116H236ZM238 117V118H239ZM242 117V116H241ZM245 117H246V115H245ZM252 117V118H253ZM258 117V116H257ZM257 117H256V119H255V121L256 120H258L257 119ZM264 117V116H263ZM17 118H14V120H15V122L19 119H17ZM40 118V117H39ZM47 118H48V116H47ZM73 118V117H72ZM75 118V117H74ZM87 118V117H86ZM124 118V117H123ZM184 118V117H183ZM216 118V117H215ZM217 118V119H218ZM251 118V119H252ZM261 118V117H260ZM17 119V120H16ZM27 119V118H26ZM45 119V118H44ZM70 119H71V117H70ZM81 119V118H80ZM79 119V120H80ZM126 119H127V117H126ZM190 119V118H189ZM194 119V118H193ZM216 119V120H217ZM242 119V118H241ZM248 118H246V120H247ZM3 120V121H2ZM5 120V121H4ZM10 120V119H9ZM9 120H8V122H9ZM69 120V119H68ZM72 120V119H71ZM84 120V121H85ZM92 120H94L93 122H92ZM180 120V119H179ZM191 121H189L190 123L192 122V123H195L196 125H198L199 124V120H192V119H190ZM200 120H201V118H200ZM249 120V119H248ZM247 120V121H248ZM264 120V119H263ZM40 121H41V119H40ZM46 121V120H45ZM114 120H112V122H113ZM174 121H175V119H174ZM173 121V122H174ZM193 121H195V122H193ZM203 121V120H202ZM219 121V122H220ZM232 121V120H231ZM242 121H244V120H241V122ZM251 121V120H250ZM253 121V120H252ZM259 121V120H258ZM7 122V123H8ZM22 122V121H21ZM21 122H20V124H21ZM23 122H24V120H23ZM22 122V123H23ZM68 122H70V121H68ZM75 122V121H74ZM120 122V121H119ZM176 122H177V120H176ZM198 124H197V123ZM204 122L205 121H203V124H204ZM218 122V123H219ZM13 123V122H12ZM17 123H19V122H17ZM17 123H14V124H17ZM115 124H118L117 123V120L114 122ZM178 123V122H177ZM191 123V124H192ZM202 123V122H201ZM206 123V122H205ZM209 123V122H208ZM228 123V122H227ZM235 123V122H234ZM234 123H232L233 125H234ZM244 123V122H243ZM247 123V122H246ZM262 123V122H261ZM26 124V123H25ZM37 124H41L40 122H38ZM70 124V123H69ZM83 124V125H82ZM111 124V123H110ZM120 124V123H119ZM118 124V125H119ZM125 124V123H124ZM127 124H129V123H127ZM172 124V123H171ZM182 124V123H181ZM210 124H212V122H210ZM210 124H208V126H210ZM226 123H224V125L223 126H225L226 128L228 127L227 125H225ZM249 124V123H248ZM7 125V124H6ZM29 125V124H28ZM27 125V126H28ZM71 125V124H70ZM72 125H73V122H72ZM117 125V126H118ZM130 125V124H129ZM176 125V123L173 125V126H175ZM179 125V124H178ZM186 125V124H185ZM190 125V124H189ZM196 125H194L193 124V126L192 125H190L189 127H187V128H190V127H192V129H194V128H197L196 129V131H197V133L199 132L200 133V135H199V133H198V137H197V133H196V131L195 130H192V129H187L186 127H183L182 128V130L184 129V128H186L187 130H188V137L191 139V140H194L193 142L195 143V142H198L199 140V142L201 143V144H205V142H206V140H207V148H208V150H209V147H211L210 146V144L211 145H213V147H215L214 145H216L217 144V146H219L220 148L221 147H223V148H221L222 149V151L224 152V154L222 155V153H221V155L219 154V157L217 156V160H218V164H220V162L219 161H221L222 159L224 160V158H225V161H226V163L228 164V165H230L229 166V171H231V170H233L236 166V168H238V169H240L243 165H246L247 163H252V159H250L249 157L251 156V158H255V155L254 156H252L253 154H250L249 156H245L246 155V153L244 154L243 152V154H244V158L245 159H242L243 157H241L240 155L238 156V153L240 152H238V147H239V143L237 142H235V140L233 141V140H230V136H228L227 138H226V136H225V134L223 135V133H221L222 135L221 136H223V137H216V136H214V133H213V137H212V135L210 136V135H208V137H207V139L204 137V136H207V134L206 133H210L211 131H208L209 129L207 128V125H206V127H202V126H204V125H201V124H199L200 126H196ZM241 125H243L242 123H241ZM245 125V124H244ZM251 125V124H250ZM4 126V125H3ZM12 126H13V124H12ZM12 126H11V129H12V131H13V128H14V130H15V128L17 127V128H19V132L21 131H23V129L24 130H28V128L30 127V126H28V128L27 129H25V128H23L22 130L20 129V127L22 126H20V125H16V127H14L13 126V128H12ZM20 126V127H19ZM26 126V125H25ZM33 126H34V124H33ZM32 126V127H33ZM104 126H106V128L104 127ZM111 127L113 126V124H111L110 125ZM108 127V128H111V127ZM125 126V125H124ZM128 126V125H127ZM173 126H172V128H173ZM181 126V125H180ZM186 126H188V125H186ZM195 126V127H194ZM213 126V125H212ZM216 127L217 126H220V125H215ZM238 126V125H237ZM246 126H248V125H246ZM253 126V125H252ZM252 126H248L249 128L250 127H252ZM76 127V126H75ZM76 127V128H77ZM121 127H122V125H120V127L118 126L117 127V129L118 128H120L121 129ZM169 127H171L170 125H169ZM177 127H179V126H177ZM194 127V128H193ZM201 129H200V128ZM211 127V126H210ZM222 127V126H221ZM221 127H220V129H221ZM128 128V127H127ZM171 128V129H172ZM175 128H176V126H175ZM198 128H199V130H198ZM206 128V129H205ZM230 128V127H229ZM229 128H227L228 129V131H229ZM233 128V127H232ZM231 128V129H232ZM243 127H241V129H242ZM254 129H255V127H253ZM10 129V130H11ZM32 129V128H31ZM123 129V128H122ZM129 129V128H128ZM131 129V128H130ZM177 129V128H176ZM180 129V128H179ZM241 129H239V130H241ZM245 130H246V128H244ZM250 129H252V128H250ZM0 130H1V128H0ZM37 130H39V132L37 131ZM124 130H125V127H124ZM172 130H174V129H172ZM181 130V129H180ZM185 130V129H184ZM186 130V131H187ZM206 132H205V131ZM213 130V129H212ZM216 130V129H215ZM217 130H218V128H217ZM236 130H238V129H236ZM12 131H10V133L12 132ZM113 131V130H112ZM119 131V130H118ZM121 131H123V130H120V132ZM170 131V130H169ZM168 131V132H169ZM175 131V130H174ZM173 131V132H174ZM178 131L179 130H176V132L178 133ZM191 131V132H190ZM192 131H195V132H192ZM227 131V132H228ZM234 131V130H233ZM242 131V130H241ZM251 131V130H250ZM1 132V131H0ZM14 132V131H13ZM19 132H18V134H16V136L18 135V137H19ZM20 132V133H21ZM78 132V133H77ZM115 132H116V130H115ZM182 132V135H184V131H181ZM222 132V131H221ZM224 132V131H223ZM231 132H232V130H231ZM240 132V131H239ZM238 132V133H239ZM15 133H17V131L16 132H14V135L13 136H15ZM84 133V135L86 136H88L89 137V145L90 144H92L91 145V147H93V148H91V150L92 149H95V155H93L92 157V161H91V159H88V160H90V162L87 160L86 162H85V159L86 158H88V157H86L85 159H84V156H86V153L87 154H89V152L88 151H90V149H87L88 147L90 148V146H88V144H86L85 146H83L82 144H81V141L78 139V137L80 138V136L82 135ZM114 133V132H113ZM117 133V132H116ZM122 133V132H121ZM124 133H125V131H124ZM128 133V132H127ZM171 133V132H170ZM196 133V134H195ZM219 132H217V133H215V134H218ZM232 133H235V134H237V132H232ZM11 134H13V133H11ZM10 134V135H11ZM115 134V133H114ZM126 134V133H125ZM151 134V133H150ZM166 134V133H165ZM164 134V135H165ZM231 134V133H230ZM229 134V135H230ZM234 134V135H235ZM247 134H248V132H247ZM37 135V136H36ZM138 135V134H137ZM164 135H163V137H164ZM169 135V134H168ZM168 135L166 136V137H168ZM1 136V135H0ZM13 136H11L10 137V140L12 139V138H15V137H13ZM67 136V135H66ZM124 136H126V137H124ZM135 137H136V135H134ZM162 136V135H161ZM172 136V135H171ZM171 136H169V137H171ZM177 136H179V135H177ZM176 136V137H177ZM186 136V137H187ZM203 136V138L202 139H199V138H201V137ZM219 136H220V134H219ZM232 137H234L233 135H231ZM247 136V135H246ZM70 137H68V138H70ZM83 137V136H82ZM81 137V138H82ZM158 137V136H157ZM185 138L184 137V139H186V140H188L189 138ZM211 137V138H210ZM217 139H216V138ZM245 137V136H244ZM244 137H242L243 139H244ZM5 138V137H4ZM133 138V137H132ZM172 138V137H171ZM173 138H174V135H173ZM180 138V137H179ZM181 138H182V136H181ZM213 138V139H212ZM3 139V138H2ZM85 139V138H84ZM136 139V138H135ZM204 139H206L205 140V142L203 141ZM215 140L214 141V143L215 144H213V143H211V142H213V141H209V140ZM226 139V140H225ZM227 139H229V140H227ZM234 139H236V137H234ZM241 139V138H240ZM243 139H241V140H243ZM249 139V138H248ZM251 139V138H250ZM6 140V139H5ZM4 139H3V141L4 142H6ZM10 140H8V141H10ZM13 140V142L14 141H16V140H14V139H12ZM17 140H18V138H17ZM64 141H67V140H65V139H63ZM62 139H60V141H62V142H64ZM79 140V141H78ZM130 140H132L131 138H130ZM181 140H183V138L181 139ZM180 140V141H181ZM196 140V141H195ZM201 140L204 142H201ZM238 140V139H237ZM59 141V142H60ZM83 141V140H82ZM84 141H86V139L84 140ZM184 141V140H183ZM183 141H181L183 144H185V146H184V148L185 147H187L186 146V143H184ZM0 142H2V141H0ZM19 142V141H18ZM59 142H58V144H59ZM62 142H60V143H62ZM129 142V143H128ZM143 142H144V145H142L143 144ZM198 142V144L197 145H200V143ZM248 143H249V140L247 141ZM67 143V142H66ZM65 143V144H66ZM208 143H210V144H208ZM245 143V142H244ZM251 143V142H250ZM253 143V142H252ZM251 143V144H252ZM131 144V145H130ZM153 144V143H152ZM187 144H190V142L188 141V143ZM219 144V145H218ZM241 144V143H240ZM27 146V150H26V147L25 148H23L24 149V151L22 150V148H21V150H19V149H17V148H20V146H22V147H24V146ZM161 145H162V148H161ZM177 145V144H176ZM180 145V144H179ZM191 145H192V143H191ZM196 145V146H197ZM248 145V144H247ZM256 145V144H255ZM254 145V146H255ZM19 146V147H18ZM50 146H51V149H50ZM67 146L68 145H66V147H63V148H67ZM86 146H88V147H86ZM204 146V145H203ZM245 147H246V145H244ZM261 146V145H260ZM4 147V146H3ZM56 147V145H54V148ZM59 147V146H58ZM183 147V146H182ZM189 147V146H188ZM193 147H195V145H193ZM192 147V148H193ZM202 147V146H201ZM256 147V146H255ZM264 147V146H263ZM2 148V146H0V149ZM60 148H62V146L60 147ZM98 148H100V150H101V152L100 153H97L96 151V149H98ZM196 148V147H195ZM198 148H200L199 146H198ZM203 148V147H202ZM217 148V147H216ZM219 148V149H220ZM246 148H248V147H246ZM249 148H252L253 149V147H249ZM259 148H261L262 149V147H259ZM3 149H5V147L3 148ZM6 149V150H7ZM190 149V148H189ZM205 149H206V147H205ZM203 150V149H200L201 150V152L197 149V152H196V150L194 151V152H196V153H203L204 151H207L208 152V150L206 149V150ZM242 148L240 147V149L239 150H241ZM251 149V150H252ZM264 149V148H263ZM262 149V150H263ZM6 150H5V152H6ZM70 150V149H69ZM69 150H67V151H69ZM176 150V151H175ZM179 150H180V147H179ZM190 150H192V149H190ZM212 150V149H211ZM244 150H245V148H244ZM249 150V149H248ZM248 150H245V151H248ZM258 150V149H257ZM71 152H74V151H72V149L70 150ZM181 151V150H180ZM185 151H187V149L185 150ZM189 151V150H188ZM199 151V152H198ZM203 151V152H202ZM217 151H219L218 150V148H217ZM221 150H220V152H222ZM243 151V150H242ZM255 151H256V148H255ZM1 153H2V150L0 151ZM3 152H4V150H3ZM9 152V153H8ZM190 152V151H189ZM211 152V151H210ZM215 152V151H214ZM214 152H213V154H214ZM249 152V151H248ZM259 152V151H258ZM0 153V154H1ZM74 153V154H75ZM91 153H92V151H91ZM90 153V154H91ZM191 154L193 153V151H191L190 152ZM205 154V157L207 156L206 154V152H204ZM216 153V152H215ZM241 153V152H240ZM254 153V152H253ZM260 153H261V150H260ZM186 154V155H187ZM191 154H189V158L190 157H192V156H190ZM201 154H198V156L199 157H201ZM209 154V153H208ZM248 154V153H247ZM2 156H3V154H1ZM0 155V156H1ZM4 155H6V154H4ZM181 155H183V157H181ZM193 155V154H192ZM197 155V154H196ZM260 155V154H259ZM1 156V157H2ZM14 156V155H13ZM80 156L82 157V159H80ZM89 156V155H88ZM111 156V157H110ZM166 156V157H165ZM210 156V155H209ZM208 156V157H209ZM221 156V157H220ZM263 156V155H262ZM4 157V156H3ZM11 157V156H10ZM165 157V158H164ZM194 157H196L195 155H194ZM193 157V159H194V161H189L190 163H191V165L193 164L194 166H193V168L197 171H195V170H193L194 171V173L196 172V173H199L198 171H201V169L203 168V167H201V165H203L201 162H202V160H200L201 158H199V157H196V158H194ZM205 157H203V159L205 158ZM207 157V158H208ZM211 157V156H210ZM214 157V155L212 156V159L211 158H209L211 161L214 159L213 158ZM238 157H240V158H238ZM246 157H248V158H246ZM259 157V156H258ZM261 157V156H260ZM8 158V157H7ZM17 158H14V159H17ZM28 158H31L30 160L28 159ZM207 158H205V160L207 159ZM222 158V159H221ZM262 158V157H261ZM263 158H264V156H263ZM8 159H12V158H8ZM8 159H3L2 158V161H1V158H0V161H1V164H2V162L3 163H5L6 162V160H7V162H9V160ZM13 159V160H14ZM28 159V160H27ZM209 159L207 160V161H209ZM220 159V160H219ZM246 159H248V160H246ZM249 159L251 160V162L249 161ZM256 159V158H255ZM12 160V161H13ZM82 160V162H80ZM157 160H158V162H157ZM188 159L187 158H185V161H187ZM222 160V161H223ZM246 160V161H245ZM263 160L264 159H262V162L261 161H259L260 163H263ZM12 161H10L11 163H5L4 165L6 166V165H10V166H7L10 170H11V168H12V166L11 165H13V163L14 164H16L14 161L12 162ZM16 161V160H15ZM18 161H20V160H18ZM164 161V162H165ZM184 161V160H183ZM182 161V162H183ZM201 161V162H200ZM68 162V163H69ZM157 162V163H156ZM181 162V163H182ZM193 162V163H192ZM224 162V161H223ZM247 162V163H246ZM258 162V161H257ZM258 162V163H259ZM162 163V162H161ZM168 162H166V164H167ZM168 163V164H169ZM189 163V164H190ZM203 163H204V161H203ZM206 163V162H205ZM246 163V164H245ZM34 164V165H33ZM160 164V163H159ZM163 164V163H162ZM162 164H161V166H162ZM185 164H186V162H185ZM207 164H209L208 162H207ZM212 164V163H211ZM211 164H209V166L211 165ZM214 164V163H213ZM21 165H22V163H19V164H16L15 166H14V168H16L17 167V169H14L16 172H18V174L19 175H21V173H23V171H19V168H21ZM26 166V164H23V166ZM75 165V164H74ZM97 165V166H98ZM109 165V164H108ZM158 165V164H157ZM188 165V162H187V164H186V166ZM206 165V164H205ZM225 165V164H224ZM247 165H249V164H247ZM246 165V166H247ZM252 166H253V164H251ZM255 165V164H254ZM5 166H3V168L5 167ZM22 166V168H24ZM28 166V165H27ZM27 166L25 167V170L26 169H28L27 168ZM78 166H75V167H78ZM95 166V167H94ZM105 166V167H104ZM161 166H160V168H158L159 170L160 169H164V167H162L161 168ZM165 166V165H164ZM183 166V165H182ZM181 166V167H182ZM189 166V165H188ZM187 166V167H188ZM212 166V165H211ZM214 166V165H213ZM256 166V165H255ZM259 166V165H258ZM257 166V167H258ZM260 166H261V164H260ZM263 166H264V164H263ZM0 167H1V165H0ZM7 167H6V169H7ZM109 167V166H108ZM124 167H125V170H123L124 169ZM153 167V168H152ZM186 167V168H187ZM190 167V166H189ZM188 167V168H189ZM192 167V166H191ZM196 167V168H195ZM208 167V166H207ZM220 167V166H219ZM218 167V168H219ZM225 167V166H224ZM228 167V166H227ZM110 168V169H111ZM123 168V169H122ZM151 168V169H150ZM182 168H184V166L182 167ZM201 168V169H200ZM215 168V167H214ZM217 168V167H216ZM245 168V167H244ZM250 168V167H249ZM255 168V167H254ZM264 168V167H263ZM13 169V168H12ZM80 169V170H79ZM122 169V170H121ZM169 169V168H168ZM204 169H205V167H204ZM207 169V168H206ZM208 169H209V167H208ZM220 169H222V167L220 168ZM220 169H218L219 170V172H221L220 171ZM225 169V168H224ZM223 169V170H224ZM243 169V168H242ZM251 169V168H250ZM255 169H257V168H255ZM254 169V170H255ZM261 169H262V167L260 168L259 167V170L261 171ZM94 170V169H93ZM98 170V169H97ZM97 170H96V172H97ZM100 170V169H99ZM103 170V169H102ZM102 170H100V171H102ZM109 170V169H108ZM107 170V171H108ZM126 170V171H127ZM149 170H152V172L153 173H155V174H153L152 172H150V173H147L146 174V172H149ZM176 170V169H175ZM185 171H186V169H184ZM203 170V169H202ZM214 169L212 168V171H213ZM217 170V169H216ZM215 170V172L217 173V171ZM235 170V169H234ZM234 170H233V172H234ZM237 170V169H236ZM236 170H235V172H236ZM247 170V172L248 171H250V170H248L247 168L246 169H244V172ZM6 171H8V175H7V177H1L0 178V188H3V186H4V182L6 181V179H8L7 181H6V183L5 184H7V186H9L8 185V183H10L14 178V176H18V175H12L13 177H11V173H13V172H9V170H6ZM59 171V172H58ZM128 171V172H129ZM137 171V172H136ZM156 171V172H155ZM166 171H167V169H166ZM178 171H179V169H178ZM192 171V172H193ZM211 172V170H208V172ZM225 171H227L226 169H225ZM224 171V172H225ZM259 171V172H260ZM262 171H264V169L262 170ZM16 172H14V173H16ZM92 172V171H91ZM170 172V171H169ZM187 172H188V170H187ZM187 172H184V173H187ZM204 172H206V170L204 171ZM203 172V173H204ZM208 172H206V175H207V173ZM217 173V175L218 176H216L218 179L219 178H222V176H223V174H222V176L220 175L221 173ZM246 172V173H247ZM251 172V171H250ZM24 173H26L25 171H24ZM24 173H23V175H24ZM47 173H53V175H55L56 176V178L57 179H55L54 178V180L53 179H50L49 181H48V183H45V175L47 174ZM90 173V172H89ZM152 173V174H151ZM157 173V174H156ZM174 174H175V171L173 172ZM181 173V172H180ZM179 173V174H180ZM183 173V172H182ZM202 173V174H203ZM213 174H214V172H212ZM231 173V172H230ZM238 173V175H239V170H238V172H236V174ZM241 173H243V171L241 172ZM245 173V175L247 176L248 174H246ZM257 173V172H256ZM261 173V172H260ZM5 174V173H4ZM86 174V175H85ZM106 174V173H105ZM128 174V173H127ZM139 174H140V176H139ZM147 176H146V175ZM167 173H165L164 175H166ZM174 174H172V175H174ZM205 174V173H204ZM250 174V173H249ZM257 174H259V173H257ZM263 174H264V172H263ZM30 175H28L29 177H30ZM49 175V174H48ZM141 175H143V176H145V177H142ZM149 175V176H148ZM151 175V176H150ZM153 175H157V179L156 178H154V177H152ZM161 175V174H160ZM182 175V174H181ZM194 175V174H193ZM197 176H198V174H196ZM215 175V174H214ZM213 175V176H214ZM225 175V174H224ZM235 175V174H234ZM234 175H233V177H234ZM237 175V176H238ZM244 175V174H243ZM252 175V174H251ZM253 175H254V173H253ZM261 175V174H260ZM47 176V175H46ZM79 177L80 178V181L79 180H75V182L72 180L71 181V179L72 178H74L75 179V177ZM92 176V177H91ZM177 176H180V175H178L177 174ZM188 176V175H187ZM190 176V175H189ZM208 176H209V174H208ZM212 176V175H211ZM226 176V175H225ZM261 176H263V175H261ZM29 177H28V180H30L29 179ZM86 177V178H85ZM142 179H140V178ZM161 177V178H160ZM165 177V176H164ZM168 177V176H167ZM169 177H170V179L172 178V176L171 175H169ZM168 177V178H169ZM199 177V176H198ZM197 177V178H198ZM215 177V176H214ZM213 177V178H214ZM215 177V179H217ZM6 178V179H5ZM12 179L10 182H9V179ZM18 178V177H17ZM83 178V179H82ZM84 178H85V180H84ZM130 178V177H129ZM149 178V179H150ZM180 178H181V176H180ZM207 178H210V177H207ZM225 178V177H224ZM224 178H223V180H224ZM230 178H232V177H230V174H229V179ZM236 178H238V177H236ZM246 177H244V179H245ZM249 178H254L255 179V177H250L249 176ZM259 178H260V176H259ZM264 178V177H263ZM32 179V178H31ZM35 179V178H34ZM91 179V180H90ZM128 179V178H127ZM137 179V180H138ZM167 179V178H166ZM174 179V178H173ZM177 179V178H176ZM179 179V178H178ZM192 179V178H191ZM200 179H202V181H203V177L202 178H200ZM211 179V178H210ZM217 179V180H218ZM228 179V178H227ZM240 179V178H239ZM247 179V178H246ZM24 180H25V178H24ZM27 180V181H28ZM129 180V179H128ZM146 180H148V179H146ZM163 181V183H161L162 181ZM172 180V179H171ZM206 180V179H205ZM259 180H262V179H259ZM15 181V180H14ZM21 181V180H20ZM130 181V180H129ZM131 181H133V180H131ZM140 181H141V183H140ZM170 181V180H169ZM173 181V180H172ZM198 181V180H197ZM201 181V180H200ZM209 181V180H208ZM216 181V180H215ZM214 181V182H215ZM220 181H222L221 179H219V182ZM232 181H235V182H237L236 180H232ZM250 181H251V179H250ZM254 180H252V182H253ZM22 182V181H21ZM21 182H19V183H21ZM26 182V181H25ZM32 182V181H31ZM31 182H29V184L26 186L25 185V189H23V190H27V188H29V185L31 184ZM38 182V183H39ZM55 182V183H54ZM72 182H74V183H72ZM78 182V184H75V183H77ZM80 182V183H79ZM118 181H116V183H117ZM173 182H175V180L173 181ZM188 182H190V181H188ZM204 182H206V181H204ZM203 182V183H204ZM211 182V181H210ZM218 182V181H217ZM239 182H242V181H240L239 180ZM245 181H243V183H244ZM252 182H251V184H252ZM12 183V182H11ZM17 183V182H16ZM19 183H18V185H19ZM23 183L24 182H22V184H20L21 185V187L20 188H24L23 186ZM34 183V182H33ZM34 183V184H35ZM91 183H92V185L93 186H90L89 187V185H91ZM133 183H134V181H133ZM133 183H131L132 184V186H133ZM151 183V182H150ZM168 183V181L166 182V184ZM170 183V182H169ZM197 183H200V182H197ZM202 183V184H203ZM208 183V182H207ZM206 183V184H207ZM242 183V184H243ZM258 183H260V184H258ZM15 183H13V184H11L13 187H15V185H14ZM34 184H31V185H34ZM83 184V185H82ZM170 184H172V183H170ZM239 184V183H238ZM10 185V186H11ZM122 185V184H121ZM121 185H119V186H121ZM128 185H130L129 183H128ZM134 185H136V184H134ZM144 185V184H143ZM173 185V184H172ZM193 185V184H192ZM196 186H197V184H195ZM194 185V186H195ZM200 185V184H199ZM79 186V187H78ZM138 186V187H139ZM171 186V185H170ZM174 186V185H173ZM234 186H235V184H234ZM245 186V185H244ZM31 187V186H30ZM33 187V186H32ZM71 187V188H70ZM94 189H93V188ZM123 187V186H122ZM131 187V186H130ZM148 187V186H147ZM147 187H146V189H147ZM175 187V186H174ZM173 187V188H174ZM237 187V186H236ZM240 187H241V184H240ZM239 187V188H240ZM243 187V186H242ZM241 187V188H242ZM77 188V189H76ZM88 188H92L91 190H92V192H91V194L88 196L87 194L90 192V190H87ZM117 188V187H116ZM119 188H121V187H119ZM118 188V189H119ZM133 188H135L134 186H133ZM140 188V187H139ZM162 188V189H163ZM172 188V189H173ZM178 188V187H177ZM194 188V187H193ZM192 188V189H193ZM197 188H198V186H197ZM201 188V187H200ZM208 190H207V189ZM216 188V187H215ZM238 188V187H237ZM238 188V189H239ZM244 188V187H243ZM4 189V188H3ZM19 189V188H18ZM30 189V188H29ZM131 189V188H130ZM137 188H135V190H136ZM164 189H163V193H164ZM218 189H220V188H218ZM238 189H236V191L238 190ZM6 191H4V199H5V201L7 200V203H8V201H12L11 199L9 200L8 198H10V197H8L7 199L5 198L6 196H8V195H10L9 193H8V190L9 189H5ZM21 190V189H20ZM22 190V191H23ZM86 190L87 191H89L88 193L86 192ZM120 191H121V189H119ZM123 190H125V189H123ZM166 190V189H165ZM171 189H169L168 188V190H167V192L168 191H170ZM191 190V189H190ZM194 190V189H193ZM212 190V191H213ZM243 190V189H242ZM245 190H246V186H245ZM3 191V190H2ZM22 191H20V192H22ZM36 191H35V195H37L36 194ZM133 191V190H132ZM160 191H161V189H160ZM195 191V190H194ZM194 191H192V192H194ZM200 191V192H199ZM238 191H240V190H238ZM10 192V191H9ZM19 192V191H18ZM19 192V193H20ZM55 192H59L60 193V195H58V194H56ZM68 192V193H69ZM74 192V191H73ZM72 192V193H73ZM122 192V191H121ZM178 192V191H177ZM180 192H183V191H181L180 190ZM180 192H178L180 195L182 194V193H180ZM189 192V191H188ZM191 192V191H190ZM202 192V193H201ZM215 192H216V190H215ZM8 194V195H5V194ZM11 193V192H10ZM13 193H15L14 191H13ZM30 193V192H29ZM71 193V194H72ZM77 193V192H76ZM75 193V194H76ZM84 193H86V197H85V194ZM123 193V192H122ZM161 193V192H160ZM173 193V192H172ZM217 193V192H216ZM215 193V196H217L218 194H216ZM240 193H242V192H240ZM248 193V192H247ZM15 194H17V195H19L18 193H15ZM51 194V195H52ZM56 194V195H55ZM63 194H66V195H63ZM129 194V193H128ZM179 194H176L177 196V198H178V196H179ZM232 194V195H231ZM249 194V193H248ZM2 195H3V192L1 193V196L0 197H2ZM12 195V194H11ZM10 195V196H11ZM17 195H15V197L17 196ZM22 196H17L16 198H17V200H13V202H12V204H16V206H18L17 208H18V215L16 216V213L15 212H13V213H15V216H16V220L18 221H21L22 222V224L20 225V226H22L23 225V229H25L24 227L26 226V227H29V229H31V227L33 228L32 230H30V231H28L27 229H25L24 231H23V229H20L19 228V230L17 231V226H16V229H14L15 231L13 232L14 234L12 235V232H9V233H7L8 234V237H11L10 235H12V238H14L15 236V234H17V242H14L13 240L16 238H14V239H11L10 240V242H14V248L13 249H16V250H19V248L20 247H23V243L28 239L26 236V240L24 241L23 239H24V235L23 234H25V233H23V232H25L26 230L28 231L26 234H27V236L29 237H32V235H33V237H34V239H37V241H38V238H36V237H39L37 234H40V232L38 233V232H36V234H32L31 235V231L32 232H35V231H38V227L36 226L35 227V225H33V224H35L36 223V218L38 217L39 218V216H37V214L39 213V210L41 209V211H42V209L44 208V210H46V208L48 207L49 208V210H51L53 207L52 206H50V204H51V202L50 203H47L48 202V199H46V198H44L45 200H47V201H45L44 203H43V201H44V199H43V201L41 200V205H43V207L42 208H39L38 207V205H37V202H38V200H39V202H40V198L39 199H37L38 197L37 196H34L35 198H33L32 199V201L31 202H29V200L27 201V198L25 199L24 198V196H23V193L21 194ZM24 195H25V192H24ZM33 195V194H32ZM39 195V194H38ZM48 196L47 197H49V194H47ZM70 194H68V196H69ZM78 195V194H77ZM82 195H84V197L82 196ZM121 195V194H120ZM134 195H136V194H134ZM161 197H162V195H164V194H159ZM159 195H157V196H159ZM170 195H171V193H170ZM175 195V194H174ZM202 195V196H201ZM209 195V194H208ZM235 195H237L236 193H235ZM13 197H14V195H12ZM11 196V197H12ZM31 196V195H30ZM60 196V197H59ZM67 196V198H69ZM79 196V195H78ZM128 196V195H127ZM130 196V195H129ZM173 196V195H172ZM183 196V195H182ZM185 196V197H186ZM209 196V197H210ZM250 196H251V193H250ZM26 197V196H25ZM74 197L76 198V195L75 196H73V197H71V199L73 198L74 199ZM118 197V196H117ZM134 197V196H133ZM156 197V196H155ZM184 197V196H183ZM182 197V198H183ZM203 197V198H202ZM239 197V198H238ZM29 198V197H28ZM51 198V197H50ZM66 197L65 198H62V200L63 199H67ZM120 198V199H121ZM136 198V200H135V202L136 201H138V198H137V196L135 197ZM241 198V199H240ZM250 198H252V197H250ZM4 199H1L0 198V201L3 203L4 201ZM77 199V198H76ZM154 199V198H153ZM159 199V198H158ZM169 199L171 200V197H169ZM174 199V198H173ZM172 199V200H173ZM37 200V201H36ZM140 200V199H139ZM165 200V199H164ZM179 200H181L180 198H179ZM183 200V199H182ZM252 200V199H251ZM252 200V201H253ZM60 201H61V199H60ZM75 201V203H76V200H74ZM73 201V202H74ZM78 201V200H77ZM78 201V202H79ZM118 202H119V200H117ZM130 201V200H129ZM161 201H163V200H161ZM167 201H168V197H167ZM174 201V200H173ZM172 201V202H173ZM186 201H188L187 203H186ZM208 201V202H207ZM216 201V202H217ZM0 202V203H1ZM54 202V201H52V205H54L55 203V205H57V204H59V206H61L60 205V203H62V202ZM66 202V201H65ZM67 202H70L69 201V199L67 200ZM116 202V201H115ZM118 202L116 203V205L118 204ZM140 202H141V200H140ZM140 202H139V204H140ZM152 202V201H151ZM153 202H155V200H153ZM160 202V201H159ZM164 202V201H163ZM165 202H166V200H165ZM168 202H170V201H168ZM176 202V201H175ZM180 201H178V203H179ZM205 202H207V203H205ZM211 202H213L212 200H211ZM210 202V203H211ZM0 204V205H2L3 206V204ZM5 203V202H4ZM74 203V204H75ZM143 203H145V202H143ZM158 203V202H157ZM161 203V202H160ZM204 203L207 205V207L205 208V206L206 205H204ZM245 203H248L249 204V207H248V204L247 205H244ZM11 204V205H12ZM38 204H40V203H38ZM47 204H48V206H47ZM63 204V203H62ZM68 204H70V203H68ZM74 204H73V206H74ZM81 204H79V206L81 205ZM163 204V203H162ZM215 204V203H214ZM217 204V203H216ZM218 204V205H219ZM7 205V204H6ZM54 205V207H55V209H56V206ZM64 205H67V203L66 204H64ZM64 205H62L63 207H64ZM121 205V204H120ZM145 205V204H144ZM157 205V204H156ZM158 205H160V207L162 206L161 204H158ZM165 205V204H164ZM166 205H168L167 203H166ZM213 205V204H212ZM211 204H210V207L212 206ZM223 205L221 206V207H223ZM2 206H0V207H2ZM4 206H5V204H4ZM59 206H57V211H59V209H60V207ZM68 206V205H67ZM139 206H141V208L138 207ZM179 206V205H178ZM214 206V205H213ZM224 206V207H225ZM52 207V208H51ZM62 207V208H63ZM71 207V206H70ZM69 207V208H70ZM75 207H78V204L76 203V206ZM84 207H85V209H84ZM162 207H164V206H162ZM167 207V206H166ZM176 207V208H175ZM245 207V208H244ZM247 207V208H246ZM7 208V211H8V206L6 207ZM6 208L5 209H3V210H5L6 211ZM15 208V207H14ZM14 208H12V206H11V209H12V211H14ZM37 208L39 209V210H37ZM69 208L67 209V211H69ZM72 208V207H71ZM74 208V207H73ZM118 208H119V206H118ZM117 208V209H118ZM171 208V207H170ZM169 208V209H170ZM179 208H180V210H179ZM213 208V207H212ZM214 208H217V206H215ZM213 208V209H214ZM220 208V207H219ZM2 209V208H1ZM11 209H9V210H11ZM77 209V208H76ZM120 209V208H119ZM122 209V210H123ZM160 208H158V210H159ZM164 209V208H163ZM162 208H161V211L163 210ZM172 209V208H171ZM207 209H208V211H207ZM223 209V208H222ZM53 210V209H52ZM50 211V212H54V210L53 211ZM61 210V209H60ZM63 210H65V209H63ZM63 210H61L59 213H63L64 211ZM72 210H74V209H72ZM78 210V209H77ZM121 210V209H120ZM157 210V209H156ZM220 210V209H219ZM1 212H0V221H3V220H6V222H8L7 220V218H6V216L9 214V213H7V215H4V214H1L2 212H4V211H2V210H0ZM16 211V210H15ZM119 211V210H118ZM163 211H166V209H164ZM213 210L211 209V212H212ZM11 212V211H10ZM43 212H45V211H43ZM42 212V213H43ZM50 212H49V214H50ZM66 212V211H65ZM64 212V213H65ZM73 212V211H72ZM178 212L179 213H184V214H191V216H192V214H193V216L190 218V217H188V218H190V219H183L182 220V224L180 223V227H179V229H178V231H177V227L175 228V229H173V227H174V225H172L173 223H174V221L175 222H177L176 221V219H175V216L178 214ZM215 212V209H214V211L212 212V213H210V214H213V213H216ZM5 213V212H4ZM48 213V212H47ZM220 215H219V214ZM65 214H67V213H65ZM74 213H72V215H73ZM162 214H164V213H162ZM172 214L174 215V216H172ZM196 214V215H195ZM39 215V214H38ZM54 218H56V220L58 221H55V222H57V223H59V221H60V224H63L64 223V218H63V220H62V222H61V219L59 220L58 219V217H61V216H65V218L67 219V217H66V215H60V214H58V213H53V214H51ZM68 215V214H67ZM246 215V216H245ZM10 216H11V213H10ZM9 215L7 216L8 218H10L9 220H11V217H10ZM14 216V217H15ZM44 216V215H43ZM42 215H41V217H43ZM48 216V215H47ZM50 216V215H49ZM180 216V215H179ZM182 216V215H181ZM196 216V217H195ZM216 216H218V217H216ZM245 216V217H244ZM72 217H75V215H73ZM118 217V218H117ZM172 217V218H171ZM178 217V216H177ZM184 217V216H183ZM182 217V218H183ZM261 217V216H260ZM12 218H13V216H12ZM24 218V219H23ZM35 218V219H34ZM43 218H46V217H43ZM175 219L173 222L170 220V219ZM180 218V217H179ZM193 218V219H192ZM210 218H211V216H210ZM214 218V217H213ZM222 218L224 219V221H222ZM71 219V218H70ZM77 219V220H78ZM181 219V218H180ZM198 219H200L199 221L201 222V225H200V223L199 224H197V221H198ZM51 221V223H54L53 224V226H55V222H53L52 221V218L50 219ZM86 220V219H85ZM73 221V220H72ZM71 221V222H72ZM75 221H76V218H75ZM74 221V222H75ZM198 221V222H199ZM5 222V223H6ZM12 222V221H11ZM68 222H70V220H68ZM179 222V221H178ZM205 222V221H204ZM203 222V223H204ZM45 223H47L46 222V220H45ZM45 223L43 224V225H45ZM65 223H67V222H65ZM65 223H64V225H65ZM207 223H205V225L207 224ZM7 224V223H6ZM6 224H4V222H3V224H1V225H6ZM19 224V223H18ZM29 224H32V226L30 227V226H28ZM40 224H42V223H40ZM71 224V223H70ZM86 224V223H85ZM88 224H89V222H88ZM178 224V223H177ZM176 224V225H177ZM261 224H264V223H261ZM0 225V226H1ZM10 225V224H9ZM12 225H13V223H12ZM11 225V226H12ZM42 225V226H43ZM48 225H50V224H47V226ZM69 225V224H68ZM172 225V226H171ZM252 225V226H251ZM260 225V224H259ZM15 226V225H14ZM19 226V225H18ZM41 226V225H40ZM52 226V227H53ZM58 227H61V226H59V225H57ZM55 227V228H58V227ZM65 226H67V224L65 225ZM73 226V225H72ZM76 226H77V224H76ZM85 226V225H84ZM191 226V227H190ZM221 226V228L223 227L222 225H220ZM226 226H224V228L226 227ZM2 227V226H1ZM10 227V226H9ZM46 227V226H45ZM52 227H51V229H52ZM68 227V226H67ZM70 227V226H69ZM86 227V226H85ZM84 227V228H85ZM237 227H239L240 228V230L238 229V231H240V233L239 234H237V232L238 231H236L235 229L237 228ZM259 227V226H258ZM40 228V227H39ZM43 228H44V226H43ZM64 228V226L62 225V229ZM71 228V227H70ZM80 229V228H82V225H81V227L80 226H77V228L76 229ZM133 230H132V229ZM220 228V227H219ZM6 229H8V227L6 228V226H5V230ZM11 229V228H10ZM35 229V230H34ZM58 229H60V228H58ZM75 229V230H76ZM129 229H131L132 231H130ZM203 229V230H202ZM42 230H44V229H42ZM48 230V229H47ZM50 230V229H49ZM82 230V229H81ZM81 230H79V231H77V232H79L80 233V231ZM89 230V229H88ZM88 230L86 231L87 232V234H85L86 235V237L88 238V236H89V234H88ZM174 230H176V231H174ZM235 230V231H234ZM8 231V230H7ZM11 231V230H10ZM16 231H17V233H16ZM23 231V232H22ZM53 231H55V230H52V232ZM64 231H66V230H64ZM69 231H71L72 232V230H69ZM85 231V230H84ZM203 231V232H204ZM216 231V230H215ZM217 231H219V230H217ZM223 231L225 232L226 230H224L223 229ZM2 232V231H1ZM43 232V231H42ZM49 232H51V231H49ZM57 232H58V230H57ZM205 232H204V234H205ZM23 233V234H22ZM74 233V232H73ZM83 233V232H82ZM218 233V232H217ZM257 233H260V234H257ZM1 234V233H0ZM7 234H6V236H7ZM42 234V233H41ZM47 233H45V235H46ZM59 234V233H58ZM63 234V233H62ZM76 234V233H75ZM78 234V233H77ZM130 234H134L135 235V237H134V235H133V237L134 238H131V239H129L131 236H129ZM211 234V235H210ZM229 234H230V236H229ZM263 234V236H264V233H262ZM3 236H4V234H2ZM21 235V236H20ZM23 235V236H22ZM54 235V234H53ZM69 235V234H68ZM84 234H83V237L81 238V240L80 239H78L79 241H75L73 238H72V240L71 239H65V240H67L66 242H68L67 244L69 245V246H71L72 244H74V243H72L71 244V242H80L81 243V241H83V238H84V236H85ZM128 235V238H126V236ZM136 235H137V237H136ZM48 235H46L45 237H47ZM56 236V235H55ZM59 236V235H58ZM65 236V238H66V235H64ZM69 236H71L72 237V235L70 234ZM76 236V235H75ZM195 236V237H194ZM2 239L5 237H2V236H0ZM21 238V237H23V239L21 238V239H19L18 240V238ZM29 237V238H30ZM50 237V236H49ZM57 237V236H56ZM62 237H63V235H62ZM71 237H68V238H71ZM86 237H85V239H86ZM125 237V238H124ZM221 239V240H218L219 238ZM0 238V239H1ZM54 239H52L53 241H56L55 240V237H53ZM77 238V237H76ZM78 238H79V235H78ZM245 238H247V240L249 239V241H247ZM0 240V242H1V244L3 243L2 241L3 240ZM5 239H7L8 241H9V239L8 238H5ZM4 239V241L6 242L7 240H5ZM133 239L136 241H133ZM196 239V240H195ZM218 240V243H217V241H215V240ZM22 240V241H21ZM44 240V239H43ZM45 240L47 241L48 240V244L51 242V241H49V238H45ZM61 240H62V238H61ZM68 240H70V241H68ZM74 240V241H73ZM77 240V239H76ZM245 241V243H243L242 244V241ZM264 240V239H263ZM19 241V242H18ZM24 241V242H23ZM27 241H29V240H27ZM26 241V242H27ZM35 241V240H34ZM45 241V242H46ZM57 241H60V239L58 240L57 239ZM55 242V243H60V242ZM64 241V240H63ZM86 241V240H85ZM140 241V242H139ZM4 242V243H5ZM40 242H42V241H40ZM69 242H70V244H69ZM95 242H97V243H95ZM137 242H139V245H137L138 243ZM216 242V243H215ZM229 242V245L228 244H226V243H228ZM241 242V243H240ZM248 244H247V243ZM250 242V243H249ZM3 243V244H4ZM22 243V244H21ZM31 243V242H30ZM29 242H28V244L30 245H28V244H26L27 245V248L26 249H29V248H32L31 246L33 245V246H35L36 244V242L35 243H33V244H30ZM61 243H62V241H61ZM79 243V247H77V248H79L80 249V244ZM83 243V242H82ZM93 243H92V245H93ZM220 243V244H219ZM0 244V245H1ZM48 244H45V246H43L42 247V251H47L46 253H45V256H50V258H48L47 257V259H48V261H45L44 259H43V262L45 261V262H54V263H52V264H57L58 262L60 263L61 261H64V260H61V259H65V257L66 256H68V255H70V254H68V252H69V250L70 249H72V248H67V250H66V247H68V245H66V244H64V245H66V246H63V243H62V245L60 246V248H58L57 246H55V247H57V250H59L60 249V252L58 251V253H57V255L55 254L54 255V253H53V247H51V249H52V251H48L49 250V247H50V245H48ZM89 244V243H88ZM238 244V245H239ZM8 245V244H7ZM9 245H11V243H9ZM19 247H17V246ZM22 245V246H21ZM43 245H44V242H43ZM51 245H53V244H51ZM77 245V244H76ZM76 245H72L73 246V248H75L76 247ZM227 245V246H226ZM234 245V244H233ZM236 245V244H235ZM234 245V246H235ZM248 245H250V246H248ZM2 246V245H1ZM24 246H25V244H24ZM42 245H40V247H41ZM91 246V245H90ZM138 246H139V248H141V247H143V248H141V249H139L138 248ZM141 246V247H140ZM196 246H197V248H196ZM224 246H225V249H224ZM243 246H245V247H243ZM10 247V246H9ZM219 247V248H218ZM227 247V248H226ZM233 247V246H232ZM236 247V246H235ZM5 248V247H4ZM4 248H2V250L4 249ZM18 248V249H17ZM196 248V249H195ZM223 249L222 251H220L221 249ZM7 249V248H6ZM12 249V248H11ZM11 249H7L6 251L7 252H9L8 250H11ZM79 249H78V252H79ZM144 249V250H143ZM15 250V252H17ZM75 250H77V249H74L73 250V252H75ZM81 250V249H80ZM218 250V253H216V251ZM227 250V251H226ZM0 251H1V248H0ZM41 251V252H42ZM249 251H250V249H249ZM14 252V253H15ZM56 252V251H55ZM66 254V256H65V254ZM71 252H72V250H71ZM70 252V253H71ZM72 252V253H73ZM81 252H80V254H81ZM209 252H211V253H209ZM221 252H223V253H221ZM6 253V252H5ZM14 253H13V251L11 252V255H12V257H15V255H14ZM72 253H71V255H72ZM214 253V254H213ZM9 253H7V255H8ZM16 254V253H15ZM17 254H20V251H19V253L17 252ZM16 254V255H17ZM42 254H43V252H42ZM48 254V255H47ZM77 254V253H76ZM104 254V255H103ZM105 254H106V256H110L111 255V257H107V258H105L106 256H105ZM221 254V255H220ZM44 255V254H43ZM54 255V256H53ZM70 255V256H71ZM101 255H103V256H101ZM143 257H142V256ZM195 255V254H194ZM3 255L1 254V256L0 257H2ZM6 256V255H5ZM9 256V258H8V260H11V261H14V260H12V257L10 256V255H8ZM104 257V259H103V261H102V259H100L99 257ZM129 256H131L130 258H129ZM144 256H147V258H145ZM4 257V256H3ZM2 257V259L1 260H3L4 258ZM20 258L22 257L21 255L19 256ZM18 257V260H20V258ZM43 256H41V258H42ZM54 257H55V259H54ZM72 257V260H73V255L71 256ZM71 257H69L68 256V258H69V261H70V258ZM76 257V256H75ZM187 257H188V259H187ZM207 257V256H206ZM223 257V256H222ZM222 257H219V258H222ZM228 257V256H227ZM229 257H230V255H229ZM6 258V257H5ZM11 258V259H10ZM40 258V259H41ZM59 260H61V261H59ZM141 258H142V260H141ZM144 258V259H143ZM150 258V259H149ZM209 259H212L211 257H208ZM224 258V257H223ZM235 258H238V257H235ZM245 259H243L242 261L240 260H238L235 264H251L250 262H249V258H247V257H244ZM248 260H247V259ZM13 259H17V257H15V258H13ZM53 259H54V261H53ZM57 259V260H56ZM136 258H132V262H133V260H135ZM192 259V258H191ZM196 259V258H195ZM207 259V258H206ZM229 259H231V258H229ZM21 260H23V259H21ZM37 260V259H36ZM51 260V261H50ZM139 260V259H138ZM147 260V262H149ZM197 260V259H196ZM208 260V259H207ZM236 260V259H235ZM55 261H56V263H55ZM67 261V260H66ZM135 261H137V260H135ZM134 261V262H135ZM233 261H234V259H233ZM4 262H6V260L4 261ZM8 262H10V261H8ZM34 262V261H33ZM41 262V261H40ZM71 262V261H70ZM164 262V263H163ZM18 263V262H17ZM22 263V262H21ZM7 264V263H6ZM12 264V263H11ZM14 264V263H13ZM35 264V263H34ZM38 264H41V263H38ZM43 264V263H42ZM133 264H135V263H133ZM137 264V263H136ZM138 264H143V262L142 263H138ZM147 264V263H146ZM149 264V263H148ZM155 264V263H154ZM206 264V263H205ZM229 264V263H228ZM234 264V263H233Z\"/></svg>",
  "mask_w": 264,
  "mask_h": 264
}]
</instances>
